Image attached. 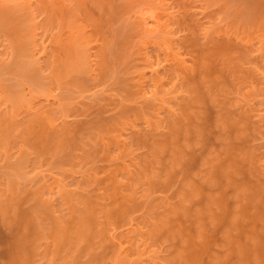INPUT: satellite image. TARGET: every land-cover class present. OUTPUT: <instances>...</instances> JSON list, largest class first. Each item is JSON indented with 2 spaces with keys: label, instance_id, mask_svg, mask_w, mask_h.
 I'll list each match as a JSON object with an SVG mask.
<instances>
[{
  "label": "bare ground",
  "instance_id": "bare-ground-1",
  "mask_svg": "<svg viewBox=\"0 0 264 264\" xmlns=\"http://www.w3.org/2000/svg\"><path fill=\"white\" fill-rule=\"evenodd\" d=\"M33 1V0H32ZM37 1V0H36ZM36 1H35V3L34 2H31L30 0H0V42L2 43L3 42V40H5V44H6V42L8 41V46H6L7 47V50L6 49H4V50H1L0 49V51H2V52H0V82H1V80H5V79H7L8 77H10L11 78V76L12 77H14V75H16V79H17V81L15 82V85H16V83L19 81V79L18 78H20V79H22V80H20V81H30L31 83H33L34 84V86L36 87V88H33V89H35L34 90V92H37V93H39L40 94V92H45L44 94H46L47 92L45 91V90H43V89H46V88H48V86H49V84H52V80H54V79H56V81H54V83L56 84L57 83V81H58V84L59 85H61L60 83L61 82H63V80L65 81V82H63V84H65V86L66 87H64L65 88V91L63 92V90H61L62 91V94L64 93L65 95L67 94V91L69 90V96H67L66 95V97L64 96V94H63V98H64V100H65V98H66V100L64 101L65 103H66V101H68V100H73V99H75L76 97L73 95V93H72V91L74 92V94L75 93H77L78 91H80V92H83V90H85V92H86V89H88V86H90L91 85V83L93 82V81H96L95 80V77H97V80L100 78L102 81H105V79L104 78H109V79H111V81H114L115 82V84L117 85V86H114L115 84H114V82H113V86L115 87V89L113 88L112 90H115L117 93H119V94H117V96H118V101H116V99H115V102L114 101H111L112 100V98H113V95L112 96H108L109 97V100H107V101H109V103L108 102H104V103H102L101 101L103 100V99H108L107 97H100L102 100L101 101H99V99H98V97L96 98V99H98V101L97 100H95V97H96V95H95V97H93L94 98V100L96 101H94V100H92V101H94V103L91 101V103H93V105L91 104V106H90V103H88V105H84L83 107H85L86 106V109L84 110L82 107H80V105H79V107L81 108L80 110H78L77 109V106L75 107L78 111H80V112H78V113H81V112H83V113H85V114H82L81 116L82 117H84V116H88L89 114V112H90V114H92L93 115V110L95 111V109L97 110V113L100 111V113H98V114H101L102 112H104V113H102V116L101 115H97V113H96V111L94 112V115L93 116H95L96 115V117H93L91 120L89 119H87V121H85V123L84 122H82L81 120V124H78L77 122H76V120L74 121L75 123H68V122H64L65 120V116L67 117L68 115H70L69 114V111L71 110V107H73V106H70L69 108L67 107V106H69V105H71V103H73V101L71 100V101H69V102H67L66 103V106L64 107L63 106V108H62V106H59V103H58V107L57 108H55V106L53 107V108H55L54 110H51L50 109V106H49V104L48 105H44L43 107L46 109H44V108H42V107H40V108H38V107H36V105H33L34 107H36L37 109H38V111H36L35 109V111L32 109V108H34V107H32V105H30V103H32L31 102V98H29L30 100L29 101H25V100H23L24 99V97L25 96H23L22 95V93L23 92H18V90L19 91H21L22 90V87H21V82L19 81L17 84L20 86V88H21V90L20 89H18L19 88V86H18V88L16 87V86H11V83H10V86L12 87V91L14 92V96H13V93H12V99L10 98V100H9V97H7V96H10L11 95V87L9 88V90L7 91V93H8V95L6 94V91L3 93V91H1L0 92V151H2V152H4V153H2V154H4L5 155V157L3 158V160L4 159H7V161H4L5 163L4 164H2V167H6V165H7V167H8V169H7V167L5 168V170L3 171V173L4 172H6L5 174H3L2 173V171H0V186H2V188L0 189V218L2 219V224H4L5 226H4V228H5V230H6V233H7V235L4 237V239H2V241L0 240V245L2 246V248H3V250H2V252H3V256H0L1 257V259H2V257H4L5 259H4V261L5 262H3V261H1V259H0V261L4 264H107V261H108V259H109V261L111 262V260L113 261H116L115 259L119 256V255H122L123 253H124V251H125V249H126V251L125 252H129V253H127V255H128V257H126L125 256V254L126 253H124L123 255H122V257L123 256H125L126 258L124 259V260H126L127 258L128 259H130L131 258V255L132 254H134L135 255V257L133 258V256H132V258H133V260L134 259H137L139 256H138V253H140L139 251H140V247H138L136 244L138 243V242H136V241H142L141 240V237L143 238V241H144V239H145V241H144V243L146 242V243H148L149 241L148 240H150V238L152 239V243L154 242V240H156L155 241V243L154 244H150V245H152V247L155 245H158L159 246V244H160V242H161V244H163V243H165V241H166V239H167V233L170 235V239L171 240H169V238H168V242L169 241H175V240H177L176 241V244L178 243V247L177 248H174V249H176L175 251V254L173 253V255L172 254H170V255H168V256H171V257H173V258H171V257H166L165 259H166V261H169L170 259H171V261L170 262H168V264H172L173 262H174V264L176 263V264H194L193 262H192V260L190 261V259H188L187 258V255H188V253H187V251H189L191 248L190 247H192L193 245H195V244H197V245H199V243H203V244H205L204 243V240H205V236L204 235H206L204 232H206V231H204V229H203V227H205V229H207L208 227H206L205 225H207L208 223H209V227H211L212 225H214L213 227L214 228H217L216 227V225H218L217 223L219 222L218 220H217V223H216V225L214 224L215 222H214V220L212 221V225L210 226V224H211V219L213 218V219H219V218H221V216H218V215H220V213L221 214H223V213H225L224 211L226 210L225 208H220V209H225V210H222L221 212H219L220 211V209H219V207L220 206H218V208H217V211L215 210V209H213L214 207L216 208L217 207V205H219L218 204V201H219V199L218 198H220V199H222V197H220L219 196V194L217 193V192H215V191H213V192H215V193H217L218 194V196L219 197H217V195H215V196H213L214 195V193H213V195H211V196H213V197H211V196H207V194H205V193H203L202 191H200V189L198 190V191H200V193L197 195V191H196V187H198L197 185L195 186V182L194 183H192L193 182V180L191 181L190 179L188 180V179H185L184 181H181V185L179 186V189L182 187L183 189L180 191V190H178V191H174V193H177V195H176V197H175V195H174V197L172 196V198H175V199H173L174 200V202L173 201H170L171 200V198H170V200H169V203L167 202L168 200V198H165V200H164V198H162L163 199V201L164 202H167V204L165 203V204H163L164 202L163 201H161V199H159V201H156L155 202V200H154V202L155 203H152V202H150L151 200H153L152 198L153 197H151V199H150V196L149 195H151L152 194V189H151V191H150V189H149V187H151V184H152V182H148V181H150V179L152 180H154L155 181V179H157V177L156 176H158L159 177V175H157V174H161L160 175V177L161 176H163L161 179L163 180L164 178L166 179V180H163V182L164 181H167L168 182V180L169 179H167L171 174H169L168 175V173H169V171L170 172H172V170L171 169H173L174 168V170H175V167L177 166V165H179V161H182V160H184V158L182 157L183 156V154L181 153V152H179V151H181V148H183V147H186V150L184 149V151H187V147H189L188 148V150L190 149V144L191 143H194V145H196V138L197 137H195L194 139H193V137L191 138V142L189 141L190 140V137L189 138H187V137H185V136H190L191 134L189 133V131H190V129L188 128V127H190V125L187 123L188 121H189V123H190V121L191 122H193L192 124H191V127L192 128H195V127H198V126H200V125H197L196 124V122L199 120V118H202L201 116H202V114L200 115V113H198V112H200V111H198L200 108L197 106L196 108H195V110H197V108H199L198 110H197V113H198V115H199V118H197V113L195 112V110H190L189 108H193V106L196 104V99H194V97H197V96H192V92L193 91H191V85H190V83L193 85V83L192 82H190L189 83V81H187V82H185V75L187 74V72H189V71H193V69L195 70V68L196 67H198V68H196V70H198V69H200V68H202L201 66V64H205V60H212L211 59V57H210V55L211 56H214L215 57V55H214V53H216V50L214 49V51L215 52H213V54H211L212 53V51H211V53H210V42H212L213 40H215V39H213V38H216L217 37V35H218V33L220 32V31H222V32H220V34H219V36H223L224 35V33H223V29L221 30V29H219L218 27L215 29V31H214V29H213V31H212V33L210 34L209 32H206V30L204 31L203 29V31L202 32H204L203 34H204V37L208 40V42H209V40H212V41H210L209 43H204L203 45H205V44H207L206 46L207 47H209L208 49H207V47L206 46H204V49H205V51H209V52H206L205 54H206V57L204 58L203 56H205V55H202V56H200V58H201V60H203V61H205V62H203V61H201L200 62V60H199V63H197V60H196V65H198V66H196L195 64V66L196 67H194L193 69L191 68L189 71H187L188 70V68H187V66L185 67H183V62H182V64L183 65H179L176 61H177V59H176V61H175V63L178 65V67L180 66H182L180 69L177 67V65H174L175 67V69L178 71V69L180 70V72L178 71V74H177V72L175 71V70H173V72H175L176 73V77L177 76H180L181 77V80H182V84H181V80H179V78L180 77H177V83L179 82V85H180V87H182V89H180L181 91H183V89H185L184 91H185V93H187L188 92V96H187V98H185L186 100H185V103L188 105L185 109L187 110V108H188V110L186 111L184 108H181L184 112V114H182V115H180V114H176V112L174 111V110H178V109H172L173 111H171V113H167L168 115H169V117H167L166 119L168 120V121H165L164 120V118H162V120H164V125L165 124H167V125H165V126H167L166 127V129L167 130H165L164 129V125H163V129L165 130V132L163 131V129H161V124H163V123H160L158 120H159V115H157L158 114V111L157 112H155V110H157V108H158V110H159V107H160V105L162 106V104H163V98L161 99L160 97H159V95H158V97H159V99H160V101H159V103H157V101H156V99L157 100H159L158 99V97H156V99H155V97H153L152 98V101L153 100H155V101H153V102H156L157 104H158V106H157V104L156 103H154L153 104V102H145V101H143V103H142V101H141V103L143 104L142 106H140V108H138V109H134V108H137V107H139V105L140 104H137L138 106H136V107H134L135 106V102H136V100H134V98H138V96H139V93L141 94V92L142 91H139V92H137L138 93V95H137V93H136V90L137 89H139V88H141V89H143V86L144 85H142L141 84V80L140 79H142V75H141V73H139L141 76H140V78H139V74L137 75L138 76V78H137V80L135 79V81H132V78H129V75H127V73L130 71V69H132L133 67L132 66H130V64H131V62H133V61H131L130 60V63H128L127 64V62H129V61H127L126 60V57L128 58V59H130L129 57L131 56H127L128 54H129V52H128V50L130 49V47H129V45L127 44L128 43V40L126 41V43H124L125 42V40L122 42L120 39V42L121 43H123V45L121 44H118V43H116V44H118V45H120L118 48H117V50H114L115 49V47H114V45H116L115 44V42H117V39L116 38H119V37H121V35L118 37V35L119 34H123L122 33V31L124 30V27H126V30H128L127 28V26L130 24V23H132V22H130V20H129V16H127L128 18H123L122 19V21H124V20H126V21H129V24H128V22L126 23L125 21V23L123 22V24H122V21H118L117 23H116V21H114V23L113 22H111V26H109V22H107V21H105L104 23H106L105 24V27L107 28V29H109V27H110V30H107L109 33H106L107 31H103V24H102V22H103V18H105V17H109L110 18V16L112 15V16H114L115 15V13H114V15L113 14H111V13H109V12H113V10H114V8H113V5H114V2L112 1V2H107V0H38L37 1V3H36ZM40 1V2H39ZM117 1V0H116ZM122 3H128L127 2V0L125 1V0H120ZM120 1H118V3L120 2ZM134 2V1H136V0H131V2ZM138 1H140V0H138ZM142 1V0H141ZM152 1V0H151ZM207 1V0H206ZM213 2H214V0H212ZM219 1V0H218ZM220 1H222V0H220ZM226 1V0H225ZM242 1H244V0H242ZM241 1V2H242ZM256 1H259V0H248V2H247V0H245L244 2L246 3L245 5H246V7H245V9L243 8V3H241L240 2V0H235V2H236V4L235 5H238V3H239V8L241 7V8H243L242 10L243 11H241V9H240V11H239V8H235L234 6H233V8H231V9H226V8H230V7H232V6H230V7H225V9H224V11L223 12H227L226 14L228 15V16H231L230 14H234L236 17L234 18L233 17V19L234 20H232V22H233V24H229V25H232V30H231V26H229L228 27V29L227 30H229V33L231 32V36L235 39H237V40H233V41H238V42H240L241 41V43L243 44V40H245L244 42H246V40L249 42L251 39L252 40H254V39H256V41L257 42H255V43H258V44H260V45H258V46H260L259 47V49H260V52L262 51V53H264V11H261L260 10V8L262 7V3H260L261 1H259V2H256ZM262 1H264V0H262ZM129 2H130V0H129ZM130 2V3H131ZM145 2H147V0L145 1ZM144 2V3H145ZM192 2V1H191ZM234 2V1H233ZM238 2V3H237ZM122 3H120V4H122ZM136 3H137V1H136ZM142 3H143V1H142ZM176 3V2H175ZM259 3H260V5H259ZM119 4V5H120ZM132 4V3H131ZM131 4H125V6H129V7H131L132 8V6H131ZM138 5H139V3H137ZM259 5V6H256V5ZM132 5H134V4H132ZM136 5V4H135ZM184 5V4H183ZM229 5H230V3H229ZM240 5H242V6H240ZM115 6V5H114ZM124 6V7H125ZM185 6V5H184ZM227 6V5H226ZM261 6V7H260ZM134 7V6H133ZM138 7V6H137ZM189 7H191V6H189ZM127 8V7H126ZM136 8V7H135ZM257 8H259V10L260 11H258L257 10ZM115 9H117V8H115ZM120 9L121 8H119L118 10L120 11ZM206 9V8H205ZM262 9H264V7H262ZM93 10L95 11L94 13H96L97 12V15L96 14H92V12H93ZM118 10H116L117 12H119ZM124 9H122V11H123ZM226 10V11H225ZM129 11V10H128ZM130 11H132V10H130ZM129 11V12H130ZM191 11V10H190ZM129 12H127L128 14H129ZM225 13H223L224 15H225ZM229 13V14H228ZM124 14V13H123ZM127 14V15H128ZM117 15V14H116ZM115 15V16H116ZM121 15V14H120ZM120 15H119V17H120ZM192 15V14H191ZM39 16H41V20H38V18L37 17H39ZM227 16V17H228ZM122 17V16H121ZM121 17H120V20H121ZM124 17V16H123ZM226 17V18H227ZM246 18H248V19H246ZM250 18V19H249ZM119 19V18H118ZM117 19V20H118ZM128 19V20H127ZM131 19V18H130ZM173 19V18H172ZM228 19V18H227ZM230 17H229V22H230ZM104 20H106V19H104ZM138 20V19H137ZM111 21H112V18H111ZM172 21V20H171ZM175 21V20H174ZM227 21V20H226ZM86 22L89 26H87L88 28H90V29H87L86 30V25H83L84 23ZM120 22H121V25H120ZM134 22V21H133ZM231 22V23H232ZM187 23V22H186ZM209 23V22H208ZM184 24V23H183ZM220 24V23H219ZM228 24V23H227ZM117 25H119V26H117ZM133 25V24H132ZM131 25V26H132ZM169 25V24H168ZM196 25V24H195ZM215 25V24H214ZM130 26V25H129ZM185 26V25H184ZM199 26V25H198ZM223 26V25H222ZM119 27V28H118ZM120 27H122L121 29H120ZM133 27V26H132ZM136 27H138V26H136ZM204 27V26H203ZM209 27V26H208ZM220 27V26H219ZM38 28H41V30L40 31H43V32H41L44 36H45V38H49V37H51V41H50V39H49V41L48 42H51V46H53L50 50H49V54L50 55H48L47 53V51H46V54L45 55H47V56H50V59H48V63H47V65L44 63L43 65H46V68L48 69H46L47 71H45V69L43 70V67L45 68V66H43V65H41L42 63H40V66L38 65L39 63H37V62H35L34 60H35V58L33 57L32 58V56H35V53H33V52H35L36 51V47H37V45H39L38 43H40V42H38V43H36L37 41H36V39L39 41V39L38 38H36V35H37V33H39L38 31H37V29ZM57 28V29H56ZM118 28V29H117ZM129 28H131V27H129ZM184 28V27H183ZM200 28V27H199ZM211 28H212V25H211ZM213 28H214V26H213ZM55 29L57 30V32L55 31ZM208 29V28H207ZM209 29H210V27H209ZM209 29H208V31H209ZM218 29V30H217ZM116 30H117V32H118V30H120L118 33L116 32ZM125 30V31H126ZM135 30H137V29H135ZM220 30V31H219ZM225 30V29H224ZM54 31V32H53ZM130 31V30H129ZM128 31V32H129ZM234 31V32H233ZM124 32V31H123ZM131 32V31H130ZM129 32V33H130ZM225 32V31H224ZM233 32V33H232ZM49 33V34H48ZM125 33V32H124ZM133 33V32H132ZM166 33V32H165ZM222 33H223V35H222ZM228 36H230V34L226 31L225 32ZM191 34V33H190ZM193 34V33H192ZM202 34V35H203ZM214 34V35H213ZM217 34V35H216ZM225 34V35H226ZM40 35V34H39ZM50 35V36H49ZM100 35H102V37H101V41H102V39L104 38V40L101 42V44L99 45L100 46V49H99V46H97L96 48H95V50L96 51H99V52H96L95 50H93V44H91L88 40H90L89 39V37L91 36V39H92V36L95 38V37H98V36H100ZM131 36H132V34H130ZM134 35V34H133ZM167 35V34H166ZM166 35H164L165 37H166ZM216 35V36H215ZM41 36V35H40ZM129 36V35H128ZM127 36V37H128ZM215 36V37H214ZM230 36V38H232ZM38 37V36H37ZM126 37V35L124 36V38ZM134 37H136V36H134ZM164 37V38H165ZM195 37V36H194ZM193 37V38H194ZM225 37L226 36H224V37H222V39L221 40H226L225 39ZM255 37V38H254ZM41 38V37H40ZM44 38V37H43ZM47 38V39H48ZM181 38V37H180ZM190 38V37H189ZM254 38V39H253ZM122 39H123V37H122ZM126 39H130L131 40V38L130 37H128V38H126ZM182 39V38H181ZM180 39V40H181ZM218 39V38H217ZM93 40H96V38L95 39H93ZM98 40V39H97ZM116 40V41H115ZM134 40H135V38H134ZM163 40V39H162ZM201 40V39H200ZM206 40V41H207ZM228 40V39H227ZM230 40V39H229ZM41 43H43V39L41 38ZM46 41V40H45ZM150 41V40H149ZM164 41V40H163ZM169 41V40H168ZM206 41H204V42H206ZM215 41H217V40H215ZM255 41V40H254ZM254 41H253V43H254ZM47 42V43H48ZM99 42V41H98ZM131 42V41H130ZM130 42H129V44H130ZM135 42H138V41H135ZM141 42V41H140ZM139 42V43H140ZM182 42V41H181ZM185 42H186V40H185ZM190 42V41H189ZM203 42V41H202ZM219 42V41H218ZM217 42V43H218ZM229 42V41H228ZM237 42V43H238ZM247 42V43H248ZM40 43V44H41ZM45 43V42H44ZM90 43V44H89ZM92 43H94V42H92ZM96 43V42H95ZM94 43V45H96ZM132 43V42H131ZM145 43V42H144ZM183 43V42H182ZM187 43V42H186ZM190 43H192V42H190ZM199 43V42H198ZM213 43V42H212ZM215 43V42H214ZM221 43V42H220ZM230 43V42H229ZM228 43V44H229ZM233 43V42H232ZM232 43H231V45H232ZM240 43V44H241ZM251 43V42H250ZM250 43H249V45H250ZM252 43V45H254ZM37 44V45H36ZM128 45V46H124V45ZM137 44V43H136ZM177 44V43H176ZM193 44V43H192ZM216 44V43H215ZM236 44V43H235ZM235 44H233V45H235ZM239 44V45H240ZM245 44V43H244ZM4 45V44H3ZM36 45V47L34 48V46ZM44 45V44H43ZM50 45V44H49ZM89 45V46H88ZM90 45L92 46L91 48H90ZM187 45V44H186ZM189 45V44H188ZM222 45V44H221ZM238 44L236 45V46H234V48L235 47H237L238 48V46H239ZM1 46V45H0ZM183 46V45H182ZM194 46V45H193ZM216 46H217V44H216ZM218 46H220V44H218ZM217 46V47H218ZM224 46V45H223ZM244 46H246V45H244ZM248 46V45H247ZM246 46V47H247ZM257 46V47H258ZM5 47V48H6ZM43 47V46H42ZM192 47V46H191ZM203 47V46H202ZM201 47V48H202ZM229 47V46H228ZM33 48L35 49L34 51H33ZM40 48V47H39ZM48 48V47H47ZM132 48V47H131ZM136 48V47H135ZM140 48V47H139ZM187 48V47H186ZM195 48V47H194ZM199 48H200V46H199ZM222 48H224V50H225V48H227V46L226 47H221V49ZM231 48V47H230ZM233 48V49H234ZM251 48H252V46H251ZM251 48H248V49H251ZM43 49V48H42ZM44 49L46 50V48H45V45H44ZM141 49V48H140ZM173 49V48H172ZM185 49V48H184ZM190 49V48H189ZM203 49V50H204ZM219 49L220 48H218V51H219ZM221 49H220V52H219V54H221ZM232 49V48H231ZM244 50L246 49V48H243ZM253 49V48H252ZM256 49V48H255ZM259 49H258V51H259ZM6 50V51H5ZM45 50H44V53H45ZM92 50L94 51V53H95V55L93 54V52H92ZM136 50V49H135ZM142 50V49H141ZM192 50V49H191ZM198 50V49H197ZM201 50V49H200ZM228 50H229V48H228ZM227 50V51H228ZM236 51H237V49H235ZM240 50V49H239ZM243 50V51H244ZM254 50V49H253ZM257 50V49H256ZM3 51L5 52V53H3ZM157 51V50H156ZM173 51V50H172ZM188 51V50H187ZM190 51V50H189ZM202 51V50H201ZM223 51V50H222ZM232 51H234V50H232ZM231 51V52H232ZM248 52H246V50L244 51L245 52V54H243V55H246V59L248 58V56L250 55H248L247 56V54L246 53H250V51L249 50H247ZM255 51V50H254ZM43 52V51H42ZM128 52V53H127ZM141 52V51H140ZM177 52V51H176ZM175 52V53H176ZM179 52V51H178ZM184 52V51H183ZM223 52H225V51H223ZM230 52V53H231ZM244 52H242V53H244ZM43 53V54H44ZM92 54V56H93V58H97V59H93L94 61H96L97 60V62L95 63L93 60H91L90 59V56H91V54ZM143 53V52H142ZM209 53V54H208ZM218 53V52H217ZM216 53V54H217ZM230 53H228V54H224V53H222V56L221 55H218L217 56V59H218V57H220L219 58V60L221 61H223V63H224V66L223 67H228V69H230V71H228V72H230V74H232V78H228V80H233V82H234V84H232L233 86H235V88H236V91H235V93L234 92H231V91H234V90H231L230 88H228L229 90H227L226 91V87H225V85H224V88L225 89H223V87L222 86H220V87H216L217 89V91L220 93V97H225L227 94H232L233 96H235L234 98L232 97L231 98V96H230V94L229 95H227L225 98L226 99H229L230 100V102H232L234 99H237L238 100V97H239V95L240 94H242L241 96H243V93H244V91H240V89L241 90H243L242 89V86L243 87H245V85H251L252 83H250V82H248L247 80H249V79H247V78H245L246 76H244V74H247V73H249V75L251 76H249L250 78H252V76H253V78H255L256 79V77L257 76H259L260 74H261V72H257V68H256V66L255 65H257V66H259V67H264V65H259L258 63H260L259 61H261V60H257L256 59V57H255V52H254V54H253V56L255 57V59L258 61V63L257 64H253V63H256L255 61V59H254V62H253V59H249L251 56H249V58L247 59L248 61H247V63H250V64H248V66L249 65H254L253 66V68L254 69H250V66L249 67H247L246 69H245V67L243 68V66L242 65H247V64H245L246 62H244L243 60H246V59H242V58H245V56L244 57H242V58H240L239 56L237 57L236 56V54H230ZM239 53V52H238ZM241 53V52H240ZM251 53H252V51H251ZM262 53H261V55H262ZM34 54V55H33ZM127 54V55H126ZM172 54V53H171ZM177 54V53H176ZM190 54H191V52H190ZM192 54H193V52H192ZM259 54V53H258ZM257 54V55H258ZM44 55V58L45 57H47V56H45ZM209 55V56H208ZM237 55H239V54H237ZM241 55V54H240ZM256 55V56H257ZM91 56V57H92ZM132 56H134V55H132ZM145 56V55H144ZM159 56V55H158ZM173 56H175V54L173 55ZM172 56V57H173ZM180 56V55H179ZM194 56V55H193ZM43 57V56H42ZM168 57V56H167ZM177 57V56H176ZM175 57V58H176ZM208 57V58H207ZM253 57V58H254ZM258 57V56H257ZM40 58V57H39ZM174 58V59H175ZM252 58V57H251ZM260 58V57H259ZM262 58V57H261ZM34 59V60H33ZM46 59V58H45ZM44 59V61L45 62H47L46 60ZM192 59V58H191ZM198 59V58H197ZM205 59V60H204ZM216 59V60H217ZM38 60V59H37ZM90 60V61H89ZM146 61H147V59H145ZM210 60H209V62H210ZM214 60V59H213ZM215 60V62H217ZM249 60H250V62H249ZM252 60V61H251ZM44 61H42V62H44ZM92 61L95 63V65L92 63ZM136 61H137V59H136ZM143 61V60H142ZM167 61V60H166ZM174 61V60H173ZM186 61V60H185ZM262 61H264V59H262ZM261 61V62H262ZM39 62V61H38ZM91 62V63H90ZM135 62V61H134ZM149 62V61H148ZM168 62V61H167ZM179 62V61H178ZM203 62V63H202ZM208 62V63H209ZM253 62V63H252ZM160 63V62H159ZM207 63V62H206ZM220 63V62H219ZM262 63H264V62H262ZM94 65V66H92V65ZM120 64V65H119ZM135 64V63H134ZM143 64V63H142ZM181 64V63H180ZM203 64V65H204ZM118 65H119V67H118ZM123 65V68H124V66H126L122 71H123V73H121L120 72V74L118 73V72H115L117 69V67H118V69H120L121 67L120 66H122ZM127 65H128V67L130 66L131 68L130 69H127L128 67H127ZM136 65V64H135ZM193 65V66H194ZM199 65H201V66H199ZM209 65L211 66V64L209 63ZM41 66H43V67H41ZM140 66V65H139ZM150 66V65H149ZM172 66V65H171ZM205 66V65H204ZM141 67H143V66H141ZM147 67V66H146ZM206 67V66H205ZM230 67V68H229ZM231 67H232V69L233 68H235L236 70H234L233 69V72H232V70H231ZM258 67V69H260ZM221 68V67H220ZM219 68V69H220ZM240 68H243V70L242 71H245V70H247V73H246V71H245V73L242 75V71L240 70ZM252 68V67H251ZM125 69H127V71L125 70ZM134 69H136V68H134ZM144 69V68H143ZM207 70H208V68H206ZM223 69V68H222ZM227 69V70H228ZM250 69V70H249ZM262 69H264V68H261V70H259V71H262ZM44 72V73H42V71ZM139 70V69H138ZM196 70L194 71V72H196ZM224 70V69H223ZM226 69H225V72L227 71ZM118 71H120V70H118ZM125 71H126V73H125ZM171 71V70H170ZM187 71V72H186ZM199 71H201V69L200 70H198V72ZM236 71V72H235ZM47 72V73H46ZM132 72V71H131ZM134 72H136V71H134L133 70V73ZM140 72V71H139ZM158 72V71H157ZM169 72V71H168ZM172 72V71H171ZM186 72V73H185ZM194 72H191V73H193L194 74ZM211 72V71H210ZM255 72H257V73H255ZM46 73V75H44ZM116 73H117V75L119 76H117L116 75ZM125 73V74H124ZM133 73H131V74H133ZM137 73H138V71H137ZM175 73H173V75L175 74ZM209 73V72H208ZM221 73V72H220ZM227 73V72H226ZM225 73V74H226ZM234 73V74H233ZM260 73V74H259ZM124 76H123V75ZM164 74V73H163ZM189 74V73H188ZM199 75L201 74V75H203L202 74V72H199L198 73ZM229 74V75H230ZM255 74V75H254ZM257 74V75H256ZM9 75V76H8ZM11 75V76H10ZM122 75V76H121ZM156 75V74H155ZM172 75V74H171ZM196 75V74H195ZM208 75V74H207ZM207 75H204L205 77H203V76H200V77H202L201 79V81L202 82H204L203 84H205V85H207V84H209L210 85V77L207 79ZM210 75V74H209ZM208 75V76H209ZM217 75V74H216ZM221 75V74H220ZM227 76H229L228 75V73L226 74ZM5 76H8L7 78H5ZM117 76V77H116ZM133 76V75H132ZM136 75H135V77H137ZM164 76V75H163ZM187 76V75H186ZM197 76V75H196ZM195 76V77H196ZM248 76V75H247ZM255 76V77H254ZM18 77V78H17ZM134 77V78H135ZM155 77V76H154ZM188 77V76H187ZM186 77V78H187ZM198 77V76H197ZM215 77V76H214ZM217 77H218V75H217ZM220 77V76H219ZM230 77V76H229ZM261 77V76H260ZM103 78V79H102ZM145 78V77H144ZM156 78V77H155ZM159 75L157 76V78L156 79H154L153 78V83H151V84H154V88H155V86H157L160 82L162 83L163 81H161V80H159ZM164 78V77H163ZM173 78V77H172ZM174 78H175V76H174ZM188 78H190V77H188ZM223 78V77H222ZM251 79V81L253 80V82H255V86H251L253 89H254V87H256V86H258V88L260 87L259 85H262L261 87H260V89H262L261 91H264V88H262V87H264V84H262V83H264V80H262V78H261V80H262V82L261 83H257L256 81H257V79H256V81H255V79ZM9 79V78H8ZM108 79V80H109ZM171 79V78H170ZM169 79V80H170ZM176 79V78H175ZM174 79V80H175ZM191 79H193V78H191ZM220 79H221V77H220ZM14 80H15V78H14ZM62 80V81H61ZM140 80V81H139ZM143 81H146L145 79H142ZM172 80V79H171ZM173 80V81H174ZM198 80H199V78H198ZM212 80V79H211ZM10 81H13V80H10ZM60 81V82H59ZM107 81V80H106ZM130 81H132V82H130ZM165 81V80H164ZM168 81V80H167ZM173 81H171V82H173ZM194 81V80H193ZM195 81H197V80H195ZM215 81H218V80H215ZM250 81V80H249ZM3 82V81H2ZM14 82V81H13ZM27 82V83H28ZM29 82V83H30ZM51 82V83H50ZM152 82V81H151ZM176 82V81H175ZM212 82V81H211ZM213 82H214V80H213ZM226 82V81H225ZM248 82V83H247ZM259 82V81H258ZM4 83V82H3ZM3 83H1L0 85H1V87L3 86V85H5V84H3ZM53 83V85H55ZM95 83V82H94ZM107 83H110V80L109 81H107ZM148 83V82H147ZM197 83H199V81L197 82ZM215 83V82H214ZM231 83H232V81H231ZM250 83V84H249ZM3 84V85H2ZM33 84H31L32 86L31 87H34L33 86ZM57 84V86H59ZM100 84V83H99ZM112 84V83H111ZM145 84V83H144ZM196 84V83H195ZM211 84H213V83H211ZM222 84V83H221ZM225 84H227V83H225ZM252 84V85H253ZM259 84V85H258ZM13 85H14V83H13ZM29 85V84H28ZM52 85V86H53ZM141 85H142V87H141ZM174 85V84H173ZM171 86V88H172V90L175 88V86ZM199 85V84H198ZM202 85V84H201ZM200 85V86H201ZM204 85V86H205ZM63 86L64 85H62V86H59L58 88H60L61 87V89H63ZM113 86H111V87H113ZM151 86V85H150ZM159 87H160V84L158 85ZM157 86V87H158ZM161 86H162V84H161ZM214 86V85H213ZM0 87V88H1ZM14 87H16L14 90H13V88ZM49 87H51V86H49ZM116 87H118L117 89H116ZM147 87V86H146ZM149 87V86H148ZM174 87V88H173ZM178 87V86H177ZM203 87V86H202ZM6 88V87H5ZM4 88V89H5ZM51 88H53V87H51ZM51 88H50V91H51ZM90 89H92L91 87H89ZM106 88V87H105ZM162 88V87H161ZM194 88H195V86H194ZM204 88V87H203ZM209 88H211V87H209ZM246 89H247V86L245 87ZM249 88L250 87H248V90H249ZM252 88H251V92L250 93H253V96H254V92H256V90L254 91V90H252ZM258 88L256 87V89H257V91H258ZM8 89V88H7ZM6 89V90H7ZM18 89V90H17ZM39 89H42L41 91L39 90ZM68 89V90H67ZM89 89V90H90ZM101 89V88H100ZM140 89V90H141ZM145 89V88H144ZM144 89H143V91H144ZM151 89V88H150ZM156 89V88H155ZM37 90V91H36ZM38 90L40 91V92H38ZM53 90V89H52ZM67 90V91H66ZM71 90V91H70ZM104 90V89H103ZM158 90V89H157ZM157 90H156V92L155 93H157ZM212 89H208V91H209V93L211 94L210 95V97H212V95H213V92L215 93H218L217 91H215V90H212ZM231 90V91H230ZM245 90V89H244ZM248 90H246V91H248ZM76 91V92H75ZM145 91H147V89L145 90ZM165 91V90H164ZM206 91V90H205ZM204 91V92H205ZM253 91V92H252ZM10 92V93H9ZM70 92H71V95H73V96H70ZM166 92V91H165ZM170 92H172V91H170ZM169 92V93H170ZM180 92V91H179ZM240 92V93H239ZM258 92H260V90L258 91ZM49 93V92H48ZM95 93V92H94ZM111 93V92H110ZM109 93V94H110ZM159 93V92H158ZM181 93V92H180ZM221 93H223L222 95L223 96H221ZM249 93V92H248ZM262 93H264V92H262ZM43 94V93H42ZM60 94V93H59ZM58 94V95H59ZM97 94H99V93H97ZM102 94H104V93H102ZM102 94H101V96H102ZM113 94H115V92L113 93ZM142 94H144L143 92H142ZM153 94H154V92H153ZM179 94V93H178ZM178 94H176L175 96H174V101L173 102H175L176 101V98L178 97V96H180V94L178 95ZM181 94H183V95H185L184 94V92L183 93H181ZM200 94V93H199ZM203 94V93H202ZM206 94V93H205ZM204 94V95H205ZM237 94H238V97H237ZM246 93H244V96L243 97H241V99L243 100L244 99V97L246 96V95H248V94H246ZM61 95V94H60ZM60 95H59V97H60ZM77 95V94H76ZM80 95V94H79ZM137 95V96H136ZM162 95V94H161ZM195 95V94H194ZM201 95V94H200ZM225 95V96H224ZM250 95V94H249ZM252 95V94H251ZM248 96V97H246V98H248V101L247 102H249L250 100H251V102L253 101V96ZM262 95V94H261ZM21 96H23V97H21ZM90 96V95H89ZM152 96V95H151ZM169 96V95H168ZM203 96V95H202ZM214 96V100H213V103H215V102H218L216 99H217V97H218V95H213ZM216 96V97H215ZM230 96V98H228ZM259 96V95H258ZM257 96V97H258ZM62 97V96H61ZM60 97V98H61ZM68 97V98H67ZM71 99H70V98ZM110 97H112L111 99H110ZM140 97V96H139ZM142 97V96H141ZM140 97V98H141ZM204 97H206V96H204ZM249 97H252V98H250V100H249ZM255 97H256V95H255ZM255 97H254V100H258V98L256 97V99H255ZM225 98H223V100L225 99ZM168 99V98H167ZM172 99V98H171ZM171 99H170V103H172L171 102ZM178 99H180V98H178ZM211 99H213V97L211 98ZM28 100V99H27ZM59 100V99H58ZM61 100H63L62 98L60 99V101ZM139 100V99H138ZM142 100V99H141ZM181 100H182V97H181ZM216 100V101H215ZM233 101V103L235 104L236 102H238V104H236L237 105V107L236 108H238V106L241 104V102H240V97H239V100L238 101ZM257 100L255 101V102H257ZM4 101H6V102H8V106L10 105V110H8V107H7V105H6V103L4 102ZM33 101H34V99H33ZM106 101V100H105ZM164 101H166V99H164ZM225 101V100H224ZM228 101V100H227ZM9 102H10V104H9ZM59 102V101H58ZM62 102V101H61ZM60 102V103H61ZM134 102V103H133ZM140 102V101H139ZM169 102V100H167V103ZM178 103L177 104H175V106L176 105H178L179 104V102L180 101H177ZM240 102V103H239ZM251 102H249V103H251ZM2 103H5V104H2ZM35 103V102H34ZM64 103V104H65ZM69 103V104H68ZM80 103V102H79ZM115 103V104H114ZM167 103L166 102H164V104H163V107L165 106V105H167ZM176 103V102H175ZM195 103V104H194ZM199 103V102H198ZM224 103V102H223ZM226 104H227V102H225ZM228 103H229V101H228ZM242 103H244V106H243V108L246 106H248L249 105V103H246L245 102V99H244V102L242 101ZM254 103V102H253ZM253 103H251L252 105H249V107L251 106V109L250 108H246V114H243L244 112H245V108L244 109H242L240 106H239V110H243V112L241 111H238V112H236V113H239V117L243 114V116L245 117V115H247L248 113V115L249 116H251L250 118H252L253 117V114H254V116L256 117L257 115H258V112H255V111H257L258 110V107L257 106H260V105H257L256 103H255V105H257L256 106V109H255V106H253ZM257 103H259V102H257ZM2 104V105H1ZM36 104H38L37 102H36ZM40 104V103H39ZM76 104H78V101H77V103ZM81 104V103H80ZM86 104V103H85ZM106 104H107V106H108V108L109 107H111V106H113L110 110H109V115H108V108L106 107ZM131 104H133L132 106H133V108L130 106ZM181 104V103H180ZM186 104H184L185 106H186ZM194 104V105H193ZM216 104V103H215ZM215 104H214V106H215ZM234 104H230V106H232V107H234L235 108V105ZM248 104V105H247ZM4 105H6L4 108L6 109V107H7V109H6V111L4 110V108H2L1 106H4ZM41 105V104H40ZM61 105V104H60ZM73 105H74V103H73ZM82 105V104H81ZM191 105H193L192 107H191ZM197 105V104H196ZM204 105V104H203ZM203 105H202V107H203ZM234 105V106H233ZM39 106V105H38ZM47 106V107H46ZM57 106V105H56ZM155 106V107H154ZM180 106V105H179ZM178 106V107H179ZM190 106V107H189ZM217 106V105H216ZM220 106H221V104H220ZM224 106V105H223ZM48 107H49V109H48ZM68 109H67V108ZM104 107H106L107 108V110L104 108ZM157 107V108H156ZM169 107V106H168ZM252 107L254 108V113L252 112ZM25 108V112H27V110H28V112H27V114H25V112L23 111V109ZM66 108V109H65ZM90 108V110L88 111V109ZM95 108V109H94ZM133 110H132V109ZM162 108V107H161ZM193 108V109H194ZM3 109V110H2ZM30 109H32V110H30ZM76 109H73L72 111H70V112H72V113H74L75 115L76 114H78L77 113V110ZM83 109V110H82ZM91 109H93L92 111H91ZM107 111H105V110ZM163 109V108H162ZM166 109V108H165ZM233 109V108H232ZM248 109H250L251 110V112H250V110H248ZM21 110L24 112V114H23V112H21ZM74 110H76V111H74ZM82 110V111H81ZM101 110H102V112H101ZM171 110V109H170ZM218 110V109H217ZM216 110V111H217ZM226 110V109H225ZM224 110V111H225ZM235 110V109H234ZM29 111H30V113H29ZM31 111H32V113H31ZM34 111V112H33ZM74 111V112H73ZM162 111V110H161ZM179 111H180V107H179ZM186 111V112H185ZM235 111H237V110H235ZM247 111H249V112H247ZM20 112H21V114H23V116H25L24 118H19L18 117V115L19 116H21L20 115ZM130 112V113H129ZM132 112V113H131ZM174 113V115H173V113ZM219 113L221 112L220 110L218 111ZM228 113H229V111H227ZM106 113H107V116H110V114H111V116L110 117H105L106 116ZM157 113V114H156ZM179 113V112H178ZM181 113H182V111H181ZM235 113V114H236ZM242 113V114H241ZM250 113H252V115H250ZM255 113L257 114V115H255ZM73 114V115H74ZM103 114H105V115H103ZM129 114L131 115L132 114V116H134V118L133 119H135V120H133L132 118H130L129 117V119H131V120H129V119H127L128 117L127 116H129ZM155 114V115H154ZM160 114V113H159ZM221 114V113H220ZM260 114V113H259ZM72 115V116H73ZM75 115L73 116V117H75ZM84 115V116H83ZM147 115H149V117L150 116H154V117H148V119H147ZM172 115V116H171ZM176 115H178V116H176ZM204 115H205V113H204ZM217 115V114H216ZM225 114H222V116H224ZM232 116H235V115H233V113L231 114ZM247 115V116H248ZM22 116V117H23ZM71 116V115H70ZM69 116V117H70ZM77 116V115H76ZM80 116V117H81ZM86 116V117H87ZM90 116V115H89ZM155 116H156V119L158 118V120H155L154 118H155ZM158 116V117H157ZM171 116V117H170ZM174 116V117H173ZM215 116V115H214ZM218 116H220V115H218ZM217 116V117H218ZM221 116V117H222ZM226 116H228L229 118H226L225 116L224 117H222V118H224V119H220V118H215L216 119V121H218V120H220V122H222V124H223V122H224V120L226 121V123L228 122V121H230V122H228V124H229V126H231V125H236L238 128L242 125V122L244 121V120H241L240 122H239V118L237 117H234V118H236V119H234V118H232L231 116H230V114L229 115H226ZM237 116V115H236ZM259 116V115H258ZM62 117H64L63 118V120H61V125L60 124H58L57 123V118L59 119V118H62ZM91 117V116H90ZM97 117H99V118H97ZM100 117H102V118H104V119H102V118H100ZM161 117V116H160ZM187 117H189V118H187ZM231 117V118H230ZM243 117V118H244ZM192 118V119H191ZM227 120H226V119ZM241 118V117H240ZM246 118L247 117H245L244 119H245V121L244 122H246L247 123V120H248V123L250 122L249 120H251V119H249V117H248V119L246 120ZM254 118V117H253ZM260 118H261V116H260ZM21 119V120H20ZM22 119H23V121H22ZM72 119H74V118H72ZM77 119V118H76ZM82 120L83 119H85V118H81ZM139 119V121L141 120V119H143V121H144V123L146 122V128H145V130L143 129V131H146L147 130V123H148V126H149V128L151 129V132H150V129L148 130V132H142L141 130V133H140V131H137L135 134L137 135L138 133H139V135L138 136H135V138H134V136H131L132 137V139H133V141L135 140V142H133V141H131L132 139H128L129 140V142L130 143H132V144H130L129 142L127 143V140L126 139H124L125 141L124 142H119V139H121V138H116V133H114V132H116L117 131V133H121L122 131L121 130H123V129H125L128 125H130V126H128V127H131V124H130V121H132V122H136L137 123V120ZM153 119H154V121H153ZM187 119V120H186ZM189 119V120H188ZM196 119H197V121H196ZM257 118H255V120H256ZM60 120V119H59ZM253 120V119H252ZM251 120V121H252ZM255 120H254V122H255ZM63 121V122H62ZM71 121V120H70ZM129 121V122H128ZM142 121V122H143ZM160 121H161V119H160ZM257 121V120H256ZM259 122H262V121H264V117H262V120H258ZM161 122H163V121H161ZM128 123V124H127ZM136 123H133V124H135V126H136ZM198 123V122H197ZM217 123H219V122H217ZM217 123H215V124H217ZM225 123V122H224ZM231 123H233V124H231ZM235 123V124H234ZM237 123V124H236ZM238 123L239 124H241V125H239L238 126ZM246 123H244L243 124V128H242V126H241V128L243 129H241V130H237V129H235V131L237 130V132L238 133H236V136H235V138L237 137V136H239L240 137V133H239V131H241V133H242V131H244V130H246L247 129V126H246ZM123 124H125L126 126H125V128H123L124 127V125ZM196 126H195V125ZM203 124V123H202ZM209 124V123H208ZM221 123H219V124H217L216 126H218V125H222ZM231 124V125H230ZM251 124V123H250ZM253 124H255V123H253L252 122V125ZM261 124V125H260ZM259 125L260 126H264V125H262V124H264V122H262V123H260ZM194 125V126H193ZM226 125L227 124H223V126H224V128H222V127H220V129H221V132L223 131V130H225V128H226ZM227 127L228 128V130H229V128L230 127ZM256 128H257V122H256ZM123 129H122V128ZM201 127V126H200ZM236 127V128H237ZM246 127V128H245ZM132 128H133V126H132ZM131 128V129H132ZM135 128V127H134ZM188 128V129H187ZM199 128V127H198ZM217 128H219V127H217ZM255 128V129H256ZM119 129H120V131H119ZM197 128H195V130H196ZM254 129V130H255ZM175 130H178V131H175ZM187 130H189L188 131V135H187ZM198 130V129H197ZM217 130V129H216ZM232 130V129H231ZM248 130V129H247ZM252 130V129H251ZM131 131V130H130ZM164 133H163V132ZM180 131H182V133H181V135L179 134V136H181V139H182V134L184 135V137H183V139L185 140V138H186V140L184 141V140H182L181 141V139L180 140H178V138L176 139V137H178L177 135L178 134H176L177 132H179L180 133ZM201 130H199V132H200ZM204 131V130H203ZM220 131V130H219ZM226 131V130H225ZM224 131V132H225ZM124 132V131H123ZM122 132V133H123ZM163 134H162V133ZM191 132H192V130H191ZM193 132H194V129H193ZM197 132V133H196ZM195 132V135L194 136H200L198 133V131H196ZM202 132V131H201ZM226 132H228V131H226ZM247 132V131H246ZM249 132V131H248ZM133 133V132H132ZM186 133V134H185ZM235 133V132H234ZM134 134V133H133ZM175 134H176V136H175ZM190 134V135H189ZM194 134V133H193ZM243 134L244 135H247V133H244L243 132ZM242 134V135H243ZM120 135V134H119ZM118 134H117V136H119ZM128 135V134H127ZM131 135V134H130ZM224 135H226V134H224ZM241 136V138H239V137H237V139L238 140H243V138L242 137H245V136ZM175 136V139L176 140H178L177 142H179V143H176V145H174V143L176 142V140H175V142H174V137ZM202 136V135H201ZM220 136V135H219ZM221 136H222V134H221ZM227 137H225V136H222L221 138L224 140L225 138H228V135H226ZM231 136V135H230ZM229 136V137H230ZM130 137V136H129ZM161 137V138H160ZM204 137V136H203ZM247 137V136H246ZM201 138V137H200ZM218 139H220V140H222L220 137H217ZM117 139H118V141H117ZM163 139L164 140H166V142H164L163 141ZM172 139H173V141H172ZM231 139V138H230ZM230 139H228V140H226V141H223V143H222V141H221V143L223 144V146H222V144H221V148L222 149H224V150H226L227 148L226 147H224L225 145H224V143L226 144V146H229L228 145V141H230ZM237 139H235V140H237ZM160 140H162V141H160ZM237 140V141H238ZM245 140V139H244ZM123 141V140H122ZM137 141H139L138 142V144H140V142H141V144L143 143V145L144 144H146V146L148 145V149L150 150L149 152L147 151V152H145V154H144V157L145 158H147L145 161H144V159H143V156H142V159H143V161H142V159H141V161H140V156H137L136 157V159L138 160V158H139V165L138 166H136L137 164H138V162H135V163H132V161L130 162V160H127V159H125V157H127V156H129L130 154H131V152H134L135 153V151H137V149L135 150V147L133 146V144L134 143H137ZM168 141V142H167ZM197 141H198V138H197ZM199 141H200V139H199ZM146 142V143H145ZM164 144L163 146H162V143ZM171 142V143H170ZM182 142V143H181ZM227 142V143H226ZM180 143L183 145L182 147L181 146H178V144L180 145ZM198 144H199V142H197ZM169 144V146H171L170 144H172V148L170 147V149H168L169 147L167 146ZM241 144V143H240ZM239 144V145H240ZM143 145H140V147H139V145H137V147L136 148H138L139 147V149L140 148H146V147H144ZM192 145V144H191ZM193 145V146H194ZM245 145H246V143H245ZM110 146H112L113 148L115 147V149H113V151L111 150V152H112V155L110 154L111 152H110ZM142 146V147H141ZM165 146V147H164ZM220 146V145H219ZM134 147V148H133ZM164 147V148H163ZM167 147V148H166ZM196 148H198L199 149V147H197V146H195ZM224 147V148H223ZM245 146H243V148H244ZM12 148H17L16 149V151L14 150V149H12ZM202 148V147H201ZM220 148V149H221ZM230 148V147H229ZM232 148V147H231ZM249 148V147H248ZM248 148H246L247 149V151L250 153V154H253L254 155V153H255V151H257L256 149L255 150H253L252 149V147L251 148H249V149H251V151L253 150V152L251 153L249 150H248ZM10 149V150H9ZM167 149V151H168V156L165 158L166 160H167V158H168V162L164 159V161L165 162H161L162 161V155L163 154H165V153H163L165 150ZM234 149V148H233ZM246 149H244V150H246ZM10 152H9V151ZM15 151L14 152V156H12L13 155V151ZM18 150V151H17ZM117 150L118 152H115V151ZM135 150V151H134ZM145 150H147V148L145 149ZM223 150V151H224ZM227 150H230V149H227ZM240 150V152H242V154L240 155V152H239V154H238V152H235V153H233L232 154V158H233V156L235 155V158H237L236 160L237 161H239V157L240 156H242V157H240L241 158V162L239 161V163L237 162H231V161H229V163H228V161L225 163V164H227L226 165V167H225V165H224V167L223 166H221V169L219 170L220 172H219V174L222 172L221 170H223V168L225 169L224 171H225V173H226V176H225V178L227 179V175H229V174H232L233 173V170L235 169L236 170V166H237V164H239V166H240V163H247L246 165L247 166H244V164H241V165H243V167H245L244 169L241 167V169H243V171H245V169H251L250 167L251 166H248L249 165V163H250V165L251 164H253L252 165V167L253 168H255V170L257 169L258 170V176L260 177V174H259V172H264V170H262L260 167H261V165H264V163H262V161H261V159H260V161L258 160V159H256V160H258L260 163H257V161L255 160V158H256V156L257 155H254V157H253V155L251 156L250 154H248V152H246V153H244L243 151L244 150H242V149H238V151ZM166 151V152H167ZM179 153H178V152ZM192 151V150H191ZM237 151V150H236ZM115 152V153H114ZM162 152V153H161ZM171 154H170V153ZM211 152V151H210ZM217 153V155L216 156H212V155H214V154H212V153ZM215 152H213L212 151V153H211V158H215L214 160H216V157H217V159L219 158V160L220 159H222L221 157H223L224 155H222V151L221 150H219V151H215ZM220 152V153H219ZM222 152V153H221ZM225 152V151H224ZM228 152V151H227ZM6 153V154H5ZM8 153V154H7ZM10 153H12L11 154V156L12 157H14L13 159H11L10 160ZM146 153H148V156L146 155ZM215 153V154H216ZM229 153H230V151H229ZM1 154V152H0V155H2ZM114 154V155H113ZM162 154V155H161ZM179 154H181V155H179ZM4 155H2V156H4ZM134 155V154H133ZM136 155V154H135ZM134 155V156H135ZM169 155H170V157H169ZM179 155V156H178ZM220 155V156H219ZM222 155V156H221ZM226 155H227V153H226ZM2 156H0V157H2ZM7 156H9L8 158H7ZM102 157V159H101V157ZM131 157H129V158H131L132 159V154L130 155ZM180 156H181V160H179V158H180ZM219 156V157H218ZM237 156V157H236ZM159 157H161V158H159ZM209 157V156H208ZM207 157V158H208ZM252 157V158H251ZM98 158V159H97ZM104 158L108 161V163L111 161H113L112 163L113 164H115L116 166H117V163H119V164H121L123 161H120L119 159H121V160H123V158L126 160V162L124 161L122 164H123V166H124V168H123V166L122 165H119L118 164V166H120V167H118V168H120V169H125V171H123V173L125 172V174H126V172H127V176L126 177H128V178H124V176H122V174H120L124 179H121L120 180V182L122 181V180H128V183L126 182V181H123L124 183L122 184V182L120 183L119 181H118V179L120 178H118L117 176H119L118 174L116 175V170H118V171H120L119 169H116L117 167L114 165V167H115V169L114 170H110V169H112L111 167H112V165L113 164H111V165H109V167H107L108 166V163H107V165H106V167L107 168H109L108 170H101V168L100 169H95V167L97 166L98 167V164H97V162L96 161H98V160H100L101 162H104ZM170 158V159H169ZM211 158H209L210 159V161H208V159L206 160H204V162L205 161H207V162H209V163H211V161H212V163L211 164H213L215 161L213 160V159H211ZM226 158V157H225ZM231 158V159H232ZM249 159L248 161H247V159ZM97 159V160H96ZM133 159H134V157H133ZM135 159V160H136ZM159 159H161L160 160V162L158 161ZM203 159H204V157H203ZM242 159H246V161H243L242 162ZM254 159V160H253ZM105 160V161H106ZM119 162H118V161ZM134 160V161H135ZM136 160V161H137ZM201 160V159H200ZM234 159H232V161H233ZM1 161V160H0ZM127 161H129L131 164H134L135 165V167L133 168V169H137L138 171L139 170H141L142 172H140L139 173V175H137L138 174V172H135L136 174L135 175H137V176H135L134 174L131 176V174H132V172H130V170L129 169H131L130 167L132 166L133 167V165H131V164H129L130 165V167L127 165L128 163H127ZM217 162H216V164L214 163L213 165V169H215V168H217L218 166H217V164H219V162L221 161H219L218 162V160H216ZM254 161H256V163L257 164H259V165H255V162ZM110 162V163H111ZM114 162H116V163H114ZM140 162H142L143 163V165L145 164V165H147L148 164V166L150 167H147V166H145L144 165V168H143V165H141L142 166V168L144 169V170H142V168H137V167H140ZM160 163V165H159V168H157L158 170L160 169V166H161V164H163V163H165L164 165H166L167 163V165L166 166H163V170H162V172L159 170H156V168H155V165H156V163ZM167 162V163H166ZM207 162H205V164L203 163V166L205 165L206 167H207V165H206V163ZM231 162V163H230ZM252 162V163H251ZM254 162V163H253ZM94 163H96L95 165H94ZM109 163V164H110ZM126 163V164H125ZM137 163V164H136ZM141 163V164H142ZM208 163V164H209ZM232 163H234V164H232ZM229 164H230V166H229ZM261 164V165H260ZM99 165H102V164H99ZM215 165H216V167H215ZM231 165H235V166H233L234 167V169H233V167L231 166ZM12 167L11 168V170H12V173H10V167ZM122 166V167H121ZM126 166V167H125ZM209 166V168H211L210 167V165H208ZM227 166H229V168L227 169ZM259 166V167H258ZM0 167H1V165H0ZM28 167V169H26ZM33 168L34 170H35V168H39V171L41 170V171H43V169H46V170H48L49 171V169L50 168H56V169H59V170H56V171H58V172H60V178H59V176H57V180L59 181H57V183L53 180L52 182H55L56 184H57V189H56V191H57V193H55L56 191L55 190H53V191H55L54 193H55V195L57 196H55L57 199V203L55 204L56 205V207L58 206V208H55V206H54V204L53 203H55L56 202V200L55 199H53L52 198V196L50 197V195L49 194H52L53 193V191L51 190V188H50V186L52 187V188H54L55 186H56V184L54 185V183H51V185H49L50 184V182H47L46 183V181H48L47 179H46V181H45V179H44V175L43 174H40V172L38 171V172H36L35 174H33L34 176H33V178H32V176H31V173L32 172H35V171H31L30 169L31 168ZM42 167H43V169H42ZM45 167H47V168H49V169H47V168H45ZM103 167H105V166H103ZM127 167H128V169H127ZM145 167H147V168H145ZM168 168V169H166L165 170V168ZM178 167H181V163H180V165L178 166ZM215 167V168H214ZM223 167V168H222ZM236 167V168H235ZM262 167H264V166H262ZM77 168H79L78 170H76ZM162 168V167H161ZM209 168H206V169H208V170H206L205 169V171H202V172H204V173H202L203 174V176H198L200 179H199V183L200 182H204V183H201V185H209L210 186V184L211 185H214V184H216V182H214L213 180H215V179H212L213 178V175H214V178L216 177V179H217V177L219 176H215V173H213V175H212V172H214V170L212 169L211 171L209 170ZM25 169L27 170V171H29V173H30V171H31V173H30V175H27V174H25V172L27 173V171H25ZM37 169H36V171H37ZM106 169V168H105ZM127 169V170H126ZM146 169V170H145ZM218 169H219V167H218ZM248 169H247V171H248ZM8 170H9V172H8ZM80 170V171H79ZM96 170V171H95ZM99 170H101V171H104V175H105V173H107L106 175L107 176H104V177H106L105 178V180L107 181V184H108V186L109 187H107L106 185V181H104L103 179V181L105 182V184L106 185H104L105 187H107V188H105V187H103V185H102V183H101V185L100 184H97L98 182H100V179L102 178L101 176L99 177V178H97L98 176H97V172ZM129 170V171H128ZM165 170V171H164ZM176 170H177V168H176ZM176 170H175V172H176ZM178 170H179V168H178ZM177 170V171H178ZM183 170V169H182ZM217 170V169H216ZM238 170V169H237ZM236 170V171H237ZM253 170V169H252ZM252 170H250V172H252ZM260 170V171H259ZM51 171V170H50ZM53 171V170H52ZM75 171H77L78 173L80 172V174H81V176L80 177H82V179L80 178V180H78V181H80V183L79 182H77V180L75 181L74 179V182H76V183H78V184H74V185H76V191H73V190H70V191H67L66 190V188L67 187H64V183H66L64 180H66V181H68L67 179H69L68 178V176H70V175H72V174H74L73 172H75ZM100 171V173H102ZM107 171H109V172H107ZM117 171V172H118ZM122 171H121V173H122ZM134 171H136V170H134ZM156 171H158L157 173H156ZM167 171V172H166ZM192 171V170H191ZM235 171V172H236ZM246 171V172H247ZM254 171V170H253ZM55 172V171H54ZM160 172V173H159ZM163 172H165L164 174H163ZM181 172V171H180ZM194 172V171H193ZM210 172V173H209ZM235 172L231 175L232 177L233 176H235ZM238 172V171H237ZM236 172V173H237ZM256 173H257V171H255ZM261 172V174H264V173H262ZM1 173H2V175L4 176V177H6V178H3V176L1 175ZM7 173H10V174H7ZM28 173V174H29ZM40 174V176L42 177H40V178H36V177H39V174ZM55 173H57V172H55ZM76 173V172H75ZM97 173V174H96ZM99 173V174H100ZM134 173V172H133ZM167 173V174H166ZM183 173V172H182ZM185 173V172H184ZM239 173V172H238ZM248 173V175L249 174H251V173H249V171L247 172ZM48 174V173H47ZM96 174V175H95ZM163 174V175H162ZM173 174H174V171L172 172V176H173ZM181 174V173H180ZM198 174V173H197ZM202 174H198V175H202ZM224 174V172H222V174H220V176H222ZM243 174V173H242ZM35 175H38V176H35ZM57 175H59V173L57 174ZM83 175V176H82ZM187 175V174H186ZM239 176H240V174H238ZM251 175H255L254 173H252ZM2 176V177H1ZM8 176V177H7ZM27 176H31V178H30V180L29 179H27V180H29V181H27L26 180V178H29V177H27ZM53 176V175H52ZM131 176V177H130ZM135 176V178H132V177H134ZM165 176V177H164ZM166 176H168V177H166ZM171 176V177H172ZM185 176V175H184ZM194 176H197L196 174L194 175ZM230 175L228 176V180H227V182H226V180H224L225 182H224V184L227 186L228 184V186H230V184H232L233 182H228V181H232L233 180V178L231 177ZM236 176H237V174H236ZM239 176L237 177L238 179H240L239 178ZM258 176H256V179L257 180H259L258 178ZM262 176V175H261ZM53 177H55V176H53ZM103 177V178H104ZM115 177H117L116 179H115ZM137 177V178H136ZM154 177H155V179H154ZM160 177L158 178V180L160 179ZM212 177V178H211ZM229 177H231L232 178V180H230L229 179ZM243 177V176H242ZM3 178V179H2ZM34 178H35V180H34ZM45 178H46V175H45ZM59 178V179H58ZM72 178V177H71ZM71 178H70V180H71ZM192 178V177H191ZM195 178H197V177H195ZM194 178V180H196ZM220 178V177H219ZM224 178V179H225ZM236 178V179H237ZM246 178V177H245ZM55 179H56V177H55ZM108 179V180H107ZM160 179V180H161ZM177 179V178H176ZM182 179V178H181ZM198 179V178H197ZM211 179V180H210ZM244 179V178H243ZM99 180V181H98ZM152 180V181H153ZM158 180H156V182L158 181ZM159 180V181H160ZM162 180L160 181L161 183H162ZM201 180V181H200ZM219 179H217V181H218ZM235 180V179H234ZM245 180V179H244ZM246 180H250V179H248V178H246ZM245 180V181H246ZM50 181V180H49ZM64 181V182H63ZM154 181H153V184H154ZM158 181V182H159ZM174 181V180H173ZM179 181V180H178ZM221 181V180H220ZM237 181V180H236ZM240 181L242 182V179H240ZM252 181V180H251ZM254 181V180H253ZM2 182V183H1ZM103 182V183H104ZM147 182H148V184H149V186H148V184H147ZM183 182H186V183H183ZM192 184H191V183ZM197 182V181H196ZM211 182V183H210ZM212 182H214V184L212 183ZM238 182V181H237ZM73 182H72V180H71V184H72ZM144 183L147 185H144ZM190 183V184H189ZM248 183H250V182H248ZM252 183H254V182H251V184ZM53 184V185H52ZM61 185V187H59L60 185ZM68 183H66V185H67ZM80 184V185H79ZM97 184V185H96ZM110 184V185H109ZM197 184V183H196ZM222 184V183H221ZM239 184V186H235V183L234 184H232V185H234V187H233V189H235V193H236V195L234 196V192H233V199H236V200H234V205H235V201H236V206H234V205H232V206H234V207H232V209L233 208H235L236 207V209H233V210H235V212H233V210H230L231 212H233L234 214H232V216H230V222H229V224H228V227H229V225H230V223H231V226H230V228L227 230L225 227H223V228H225V230H224V232H223V235L222 234H220V236L222 235V237H224V242H223V245L221 246V248L223 247V249H221V250H224V247H225V249H228V253H227V250H226V253L224 252V255H223V252L222 253H220V252H217V253H220V254H218L217 256H215V254H217V253H215L213 256H212V258H211V255H208L209 257H210V260L208 261L207 259V262H209V264H223V261L225 262V261H228V260H232V259H230V257L232 258V256H231V254L233 255V258H234V256L236 255V262H235V260H233V264H245V260L243 259V257L245 256L244 254L246 253L247 254V252L246 251H249L250 249V251H252L251 253H250V257H248L249 256V254L247 255V259L249 260V258L251 259L250 260V262L252 261V264H264V261H261V260H264V258H258V255L256 256V254L257 253H255V251H254V249L256 248V249H258L259 247V243H256L257 241H259V240H257V241H255L256 239L255 238H257V236L255 237L253 234V232L256 230H258V229H260V231L262 230V228H264V227H262V228H260L261 226H264V224H260L259 223V226H257V227H259V228H257V229H254V230H252L251 232L253 233L252 235L254 236V237H251L252 235H251V232H249L250 230H251V228H250V230H248L247 232H249V235L246 233V231H244V229H245V227H244V229H243V231L247 234L245 237H244V244H242V242H243V240H242V242L240 243L241 245H239L238 244V241L237 242H235V240L233 239L234 237H235V235L237 234V228H238V225H237V223L239 224V221H240V223H243V222H246L245 221V219L248 217V214L247 215H243V219H241L242 218V215L240 214L241 213V211L240 210H242V208H244V209H249V211H251L250 209V206L251 205H254V203L252 202V203H250L251 201H252V199H254V201H255V199H256V201H255V204L257 205H261L262 204V206H264V200H262V199H258L257 197L258 196H256V197H254V198H248V197H246V195L248 194L247 193V191H249L248 189L250 188V185L248 186V185H246V186H248V188L247 187H245L244 185L246 184V182H242V183H237V185ZM243 186H242V185ZM258 183H256V184H252L253 186H255V185H257ZM65 185V186H66ZM77 185L78 186H80V188H82V192H81V189L79 188H77ZM95 185L97 186L95 189H94V187H95ZM103 189V188H105V189H107V190H111V193H112V195L113 196H111V194L109 195L110 197H113V200L111 199V198H109L108 196H107V199H108V202L110 201V200H112V202L110 201V203H109V205H107V201H104L103 200V198H106V197H104V195L102 196V194H108V192H107V190H105L104 189V192H102V194H99V193H97L99 190H98V187L99 186ZM138 185V186H137ZM139 185H140V187H139ZM141 185L143 186H145L147 189H149V195H148V192H147V189L145 188L144 189V187H141ZM200 185V184H199ZM205 185V186H206ZM223 185V184H222ZM232 185H231V188H232ZM241 185V186H240ZM251 185V186H252ZM94 186V187H93ZM135 186H137V187H139V189L140 188H142V189H140V190H142L143 192H141L140 191V195L141 196H136V195H138V192H135L136 190L138 191V189H136L137 187H135ZM184 186V187H183ZM195 188H194V187ZM204 186V187H205ZM209 186H207L208 188H209ZM252 186V187H253ZM258 186H260L259 184H258ZM257 186V187H258ZM123 187V188H122ZM169 187V186H168ZM211 187V186H210ZM224 187V186H223ZM236 187H237V189H236ZM239 187H242V188H239ZM243 187H245V189H243ZM256 187V188H257ZM262 186H260V190L261 191H264V189H262L261 188ZM89 188V189H88ZM110 188V189H109ZM163 188V187H162ZM213 188H214V186H213ZM220 188V187H219ZM226 188H228V187H226ZM253 188H255V187H253ZM74 189V190H75ZM77 189H78V193L80 194H77ZM86 189V191H84ZM91 189V190H90ZM98 191H97V190ZM124 190V192H125V194L123 193V191H122V193H121V191L120 190ZM125 189H126V191H125ZM144 189V190H143ZM169 189V188H168ZM212 189V188H211ZM221 189H223V188H221ZM96 190V191H95ZM128 190H129V192H128ZM162 190V189H161ZM215 190H216V188H215ZM226 190V189H225ZM250 190H252V189H250ZM48 191L50 192L49 194H48ZM72 191V192H71ZM90 191H92V194H89V192ZM93 191L94 192H96V194H99V195H101L102 197H101V199L103 200V202L102 201H100L99 199H100V196L99 195H96V194H94L93 193ZM105 191H106V193H105ZM209 191V190H208ZM217 191L219 192L220 191V189L218 190V188H217ZM227 191V190H226ZM253 191V190H252ZM255 191H256V189H255ZM258 191V193H259V190H257ZM260 191V192H261ZM52 192V193H51ZM58 192H59V194H58ZM81 192V193H80ZM84 192V193H83ZM86 192V193H85ZM88 192V193H87ZM126 192H127V194H126ZM154 192V191H153ZM163 192V191H162ZM179 192V193H178ZM223 192H225V191H222V193ZM53 193V194H54ZM82 193H83V196H81L82 195ZM136 193V194H135ZM142 193V194H141ZM163 193H165V192H163ZM203 193V194H202ZM220 193V192H219ZM257 193V192H256ZM256 193H255V195H256ZM47 194L49 195V196H47ZM59 195V197H60V203L58 202L59 200H58V195ZM120 194V195H119ZM172 194V193H171ZM221 194V193H220ZM224 194V193H223ZM261 194H264V193H262L261 192ZM93 195V196H92ZM157 195V194H156ZM163 195V194H162ZM205 195H206V197H208V198H206L205 197ZM227 194H225V196H226ZM99 196V197H98ZM148 196H149V199H150V201L149 200H147V198H148ZM152 196V195H151ZM159 196V195H158ZM197 196H198V198L200 199V197L202 198V196L204 197V198H206L207 200H205L204 198H202V199H204L205 201L204 202H206V203H208V204H206V205H204V207H202L203 205L202 204H204V202L199 206V207H201L202 209H198V206H197V209L196 208H193L195 205V201H194V204H193V199L194 200H196V198H197ZM223 196V195H222ZM228 196H230V195H228ZM251 196V195H250ZM54 197V198H55ZM114 197H116V198H114ZM139 198V200L138 199H135V198ZM141 197H143V201L145 200H147V201H149V206H150V208H148V207H145L146 208V210H147V208H148V211L149 212H151L150 213V215H149V212H147V214L150 216V217H144L143 218V220L145 219V221H146V219H150V218H152V220L150 219L149 221H147V223H143V225H147V226H145L146 228L144 229V230H146V232L144 233L143 231H141V230H143L139 225H138V227L141 229L140 230V233H142V235L139 233H136L138 230H139V228L137 227V228H135V230H134V232L136 233V235H135V233L133 232V229H132V232H133V234L131 235V234H129L128 232H130V228H129V230H128V234H129V237H130V235L131 236H133L134 235V237H132L133 239H135L136 237L138 238L139 236H141L140 237V239H135V241H133V240H131V237H130V239L128 238V234H123V236L124 237H120L121 239H129V242H131V241H133V242H135V246H136V248H134V249H136L137 251H138V248H139V251L138 252H136L135 253V251L133 250V252L134 253H130V252H132V250L131 251H129V248H133L132 246H131V243L129 244L128 243V245H126L127 244V242L124 240V242H126L125 243V245H126V247H125V249H123V250H120L119 249V247H118V245H120V247H122V243L124 244V242H122L121 240H120V238H119V236H122V235H118V238H119V241H121L120 243L121 244H119V243H116V244H110L111 246L113 245L116 249H112V248H109V246L110 245H108L110 242H112L113 240V242H115L116 240H115V237H113L112 235H111V237H109V235H108V237L106 238V235H107V231H105V229L106 230H108L107 228H111V226H112V228H113V224L111 225V226H108L107 228L106 227H104L103 225H109V223H112L113 222V220L110 222V220H109V217H111L110 219H112V213H114L113 211H115L114 210V208H116V210L118 209V207L120 206V205H122V204H124V202H126V204L128 203V202H130L131 204H133V202L132 201H134L135 200V203L137 202V200H138V202H142L141 201ZM163 197V196H162ZM165 197V196H164ZM169 197V196H168ZM196 197V198H195ZM217 198L215 201H216V203L214 204L213 202H212V200H214L213 198ZM227 197V196H226ZM246 199H245V198ZM176 198H178V199H176ZM210 198V200H209V202H208V199ZM224 198V197H223ZM228 198V197H227ZM231 198V199H232ZM262 198H264V197H262ZM106 199V200H107ZM115 199V200H114ZM231 199H229L230 201H231ZM248 199H251L250 201H248ZM257 199H258V201H257ZM54 200H55V202H54ZM123 201V203L121 204V202ZM158 200V199H157ZM167 200V201H166ZM224 200H225V198H224ZM228 200V201H229ZM244 200V201H243ZM247 200V201H246ZM260 200H262V203L260 204ZM100 201V202H99ZM144 201V202H145ZM161 201V202H160ZM175 201H176V203H175ZM179 203H178V202ZM188 201L190 202L189 204H193L192 205V207H191V209H189V208H187L188 207ZM203 201V200H202ZM214 201V202H215ZM225 201H227V199L225 200ZM229 201V202H230ZM246 203V202H249V208H245V207H243V203ZM137 202V203H138ZM143 202V203H144ZM157 202H158V205H160L161 207H163V206H165V207H163L162 209L165 211L164 213H162V211L163 210H161L160 212L162 213H160V212H158L159 213V215H158V217L156 216H154L153 214H152V212L153 211H150L151 210V208H153L154 206H156L157 205ZM172 202V203H171ZM197 202H198V200H197ZM196 202V203H197ZM257 202V203H256ZM59 203V204H58ZM99 203H101L100 204V206H99ZM105 205H104V204ZM112 203V204H111ZM150 203H152V204H156V205H154L153 207H152V204H150ZM161 203V204H160ZM171 203V204H170ZM210 203V204H209ZM219 203H220V201H219ZM224 203V202H223ZM223 203L221 204L220 203V205L222 206L223 205ZM238 203V204H237ZM58 204V205H57ZM103 204V206H101ZM125 204V208H126V205ZM138 204H140L141 205V203H138ZM146 204V205H145ZM145 204H143V205H145V206H147V203H145ZM162 204H163V206H162ZM188 204V205H187ZM212 204H213V206H212ZM217 204V205H216ZM241 204V205H240ZM247 204V203H246ZM246 204H245V206H246ZM60 205V206H59ZM142 205V207H144ZM157 205V206H158ZM187 205V206H186ZM211 205V206H210ZM215 205V206H214ZM255 205V206H256ZM155 207L156 209H160L161 207ZM186 206V207H185ZM242 207L241 209L240 208H238V207ZM121 207L123 208V205L122 206H120L119 208L120 209H118V211H119V213H120V211H121ZM187 208V209H189V210H187V209H185V208ZM213 207V208H212ZM254 207V206H253ZM252 207V208H253ZM124 208V209H125ZM144 208V209H145ZM166 210H165V209ZM111 209H113V211H111ZM131 208H129L128 210H130ZM150 209V210H149ZM230 209V208H229ZM240 209V210H239ZM254 209H255V207H254ZM260 209V208H259ZM194 210V211H193ZM253 210V209H252ZM189 211V212H188ZM218 213V214H216V212ZM240 211V212H239ZM244 210H242V212H243ZM248 211V212H249ZM255 211H256V209H255ZM255 211H253V212H255ZM257 211H258V208H257ZM256 211V212H257ZM109 212H111V214L112 215H108V214H110ZM115 212H117V211H115ZM188 212V213H187ZM213 212L215 213V215H213ZM247 211H246V213H248ZM256 212L255 213H251V216L250 217H252V218H254V220H255V217L257 218V219H260V221L262 222V223H264V217H259L258 218V216L256 215ZM259 212V211H258ZM108 213V214H107ZM118 213V214H119ZM127 213H129V211H126V214L125 213H123V214H125V215H123V216H125V218L124 219H126V220H128L129 219V217L130 216H128V214ZM145 213V212H144ZM210 213H212V215L210 214ZM260 213H261V211H260ZM107 214V215H106ZM241 216H240V215ZM244 214V213H243ZM250 214V213H249ZM255 214V217L253 216V215ZM262 214H264V213H262ZM127 215V216H126ZM131 215V214H130ZM155 215H156V213H155ZM205 215V216H204ZM206 215L208 216V219H210V220H208V219H206L207 217H206ZM216 215L218 216L217 218H215L216 217ZM115 216V215H114ZM122 216V217H123ZM140 216H142V215H140ZM155 218H154V217ZM181 216H184L185 218L186 217H188L189 216V218H188V220L189 219H191V218H193V219H191V220H193V222L195 223V221H196V225H194V223L193 222H191V220H190V222L194 225H192L193 226V229H195L194 231L195 232H193V234H191V239L192 240H194V241H196V242H193L192 244H191V239H187V241L185 240V237H183V235L185 234L184 233V226L180 223V225L179 224H175L174 223V220L176 221V220H179V222H182V219L180 218ZM200 216H203L202 218L200 217ZM229 216V215H228ZM227 216V217H228ZM244 216H246V217H244ZM176 217H178V218H180V219H178V218H176ZM183 217V220L185 219ZM191 217V218H190ZM200 217V218H199ZM204 217H206V218H204ZM121 218V217H120ZM154 218V219H153ZM174 219V220H173ZM187 219V218H186ZM201 221H203L204 222V220H205V222L208 220V222H206V224H202L203 222H201L200 224L198 223L200 220ZM204 219V220H203ZM225 219V218H224ZM226 219H228V218H226ZM251 219V218H250ZM123 220V219H122ZM142 219H140V221H141ZM143 220L141 221V222H137L138 224H142V222H143ZM199 220V221H198ZM242 220V221H241ZM246 220H248V218L246 219ZM251 220H253V219H251ZM130 221V220H129ZM128 221V222H129ZM144 221V222H145ZM174 223V226H173V223ZM186 221V220H185ZM210 221V222H209ZM249 221V220H248ZM123 222H124V220H123ZM176 222H178V221H176ZM178 222V223H179ZM187 222V221H186ZM204 222V223H205ZM223 222V221H222ZM250 222V221H249ZM256 222H257V220H256ZM256 222H255V224H256ZM259 222V221H258ZM114 223V222H113ZM125 223H127V221L125 222ZM183 223V222H182ZM185 223V222H184ZM247 223V222H246ZM246 223H243L242 225L243 226H245L244 224H246ZM101 224V226H99L98 227V225H100ZM123 224V223H122ZM169 224H170V226H169ZM171 224H172V227H171ZM201 224H202V226H201ZM253 223H251V226L253 227V225H252ZM137 225V224H136ZM143 225H142V227H143ZM241 224H240V226H242ZM114 226H115V224H114ZM177 227V226H179V229H180V227H181V230H178V229H176V228H173V227ZM186 226V225H185ZM208 226V225H207ZM227 226V225H226ZM235 226H237V228H235ZM239 226V227H240ZM246 226H250V224L248 225V224H246ZM256 226H254V227H256ZM101 227H104L103 229H100ZM118 227V226H117ZM148 227V228H147ZM202 227V228H201ZM227 227V228H228ZM232 227V228H231ZM111 228V229H112ZM167 228H172L171 230L170 229H167ZM183 228V229H182ZM235 228V229H234ZM240 228H242V227H240ZM240 228H239V234L241 233V231H240ZM248 228V229H249ZM111 229L110 230H108V231H111ZM136 229H138V230H136ZM185 229L187 230V228L185 227ZM201 229H202V231H201ZM114 230V229H113ZM162 230H164V235H163V231ZM166 230H168V231H166ZM210 230H212V229H210ZM236 230V231H235ZM181 231V232H180ZM189 230H187L186 232H188ZM191 231V230H190ZM208 231V230H207ZM255 231V232H256ZM122 232V231H121ZM167 232V233H166ZM212 232V231H211ZM258 232H259V230H258ZM5 233V234H6ZM161 233H162V235H161ZM166 233V234H165ZM182 233H184V234H182ZM191 233V232H190ZM194 233H196L195 235H194ZM204 233V234H203ZM213 233V232H212ZM211 233V234H212ZM221 233H222V231H221ZM236 233V234H235ZM245 233H244V235H245ZM261 233V232H260ZM108 234H111L110 232L108 233ZM113 234V233H112ZM159 234V235H158ZM238 234V235H239ZM255 234H257V233H255ZM262 234H264V233H262ZM139 235V236H138ZM187 235H188V233H187ZM186 234L184 235V236H186L187 238H188V236H187ZM192 235H194L193 236V238H192ZM203 236V238H201L202 236ZM215 235V234H214ZM233 235H234V237H233ZM241 235V234H240ZM242 235H243V233H242ZM243 235V236H244ZM1 236V235H0ZM115 236V235H114ZM136 236V237H135ZM156 236V237H155ZM157 236H162L161 238H162V240H161V238H159V237H157ZM163 236H165L166 237V239H165V241L163 240L164 238H163ZM218 236V235H217ZM217 236H216V239H217ZM232 238H231V237ZM260 236H262V235H259L258 234V237H260ZM114 239H113V238ZM127 237V238H126ZM156 239H155V238ZM169 237V236H168ZM222 237H220V238H222ZM237 237H242V236H237ZM1 238V237H0ZM110 238H112V240L110 239ZM116 238H117V236H116ZM157 238H158V240H160L158 243H157ZM189 238H190V235H189ZM230 238H231V240H230ZM108 239V240H107ZM147 239V240H146ZM172 239H174V240H172ZM200 239H202V241L200 242ZM223 239V238H222ZM233 239V240H232ZM237 239V238H236ZM118 240V239H117ZM238 240V239H237ZM240 240V241H241ZM108 241V243H106ZM110 241V242H109ZM143 241L141 242V244L139 245V246H143L142 245V243H143ZM163 241V242H162ZM190 241V242H189ZM199 243H198V242ZM233 241H234V243H233ZM261 241V240H260ZM189 242V244L187 245V243ZM213 242V241H212ZM261 242H264V240H262ZM166 243H167V241H166ZM175 243V242H174ZM218 243V242H217ZM222 243V242H221ZM221 243H220V245H221ZM236 243V244H235ZM118 244V245H117ZM134 244V243H133ZM225 244V245H224ZM105 245V246H104ZM131 247H130V246ZM164 245V244H163ZM169 245V244H168ZM191 245V246H190ZM196 245V246H197ZM206 245V244H205ZM204 245V246H205ZM218 245V244H217ZM258 245V246H257ZM112 246V247H113ZM127 246H129L128 248H127ZM145 247H146V244L144 245ZM143 246V248H145ZM154 246V247H155ZM187 246V248H188V250H187V248H185ZM196 246H195V248H196ZM204 246H202V247H204ZM219 246V245H218ZM260 246H261V243H260ZM105 249H104V248ZM108 247V248H107ZM118 247V248H117ZM147 249H143V250H145V253H147L146 252V250H148L149 249V245L147 244ZM164 247V246H163ZM170 247V249H168ZM258 247V248H257ZM124 248V247H123ZM158 248H160V247H158ZM168 251L169 250H171V252L174 250L171 246H168ZM179 248V249H178ZM181 248V249H180ZM184 248H185V250H186V253L184 252L185 250H184ZM194 248V249H195ZM201 248V247H200ZM104 249V250H103ZM107 249L109 250V249H111V250H109L108 251V256L109 255H114L113 256V258H110V257H108V256H106V254H107ZM127 249H128V251H127ZM151 249V248H150ZM149 249V250H150ZM154 249H156V248H154ZM166 249V250H167ZM193 249V248H192ZM215 249V248H214ZM217 249V248H216ZM219 249V247H218V249L217 250H220ZM246 249V250H245ZM105 250H106V252H105ZM216 250V251H217ZM101 251H102V253H101ZM112 251V252H111ZM120 251H123L122 252V254H120ZM156 251H158V250H156ZM155 251V252H156ZM191 252H192V250H190ZM189 251V252H190ZM215 251V252H216ZM144 252V251H143ZM143 252H141V254H145V253H143ZM163 252V251H162ZM171 252H168V253H171ZM229 252L231 253L230 255H229ZM245 252V253H244ZM0 253H1V251H0ZM109 253H111V254H109ZM193 253V252H192ZM196 253H197V251H196ZM204 253V252H203ZM131 254V255H130ZM136 254H137V256H136ZM141 254H139L140 256H141ZM162 254V253H161ZM184 254H186V255H184ZM194 254H195V252H194ZM211 254V253H210ZM222 254V255H221ZM157 255H159V254H157ZM190 255H191V253H190ZM190 255H188V257L190 256ZM152 256V255H151ZM154 256V255H153ZM193 256V255H192ZM191 256V257H192ZM219 256V257H218ZM227 256V257H226ZM230 256V257H229ZM105 257H108V259L106 260V258ZM116 257V258H115ZM121 256L120 257H118L119 259H117V262H118V264L120 263V264H123L124 262V264H142L143 262H137V260L135 261H133L132 260V258H131V260H126V261H124L123 263H121V262H119V260L122 258ZM186 257V258H185ZM194 257V256H193ZM214 257V258H213ZM115 258V259H114ZM152 258V257H151ZM156 258V257H155ZM163 258V257H162ZM197 258V257H196ZM199 258V257H198ZM208 258V257H207ZM225 258H229L228 260L226 259L225 260ZM234 258V259H235ZM246 258V257H245ZM139 259H143L142 257L140 258L139 257ZM157 259H159V258H157ZM194 259V258H193ZM261 259V260H260ZM161 260V259H160ZM196 260V259H195ZM244 260V261H243ZM140 261V260H139ZM153 261H156V260H153ZM158 261V260H157ZM156 261V262H157ZM163 261H164V258H163ZM198 261V260H197ZM247 261V260H246ZM1 262H0V264H1ZM108 262V264H112L113 262ZM155 262V263H156ZM161 262V261H160ZM165 262V261H164ZM194 262H196V261H194ZM206 262V263H207ZM211 262V263H210ZM231 262V261H230ZM230 262H229V264H230ZM235 262V263H234ZM116 263V262H115ZM151 263V262H150ZM154 262L152 263V264H155ZM167 263V262H166ZM166 263H164V264H166ZM205 263V264H206ZM117 264V263H116ZM144 264V263H143ZM157 264H159V263H157ZM160 264H162V262L160 263ZM196 264V263H195ZM226 264V263H225ZM228 264V263H227ZM232 264V263H231Z\"/></svg>",
  "mask_w": 264,
  "mask_h": 264
},
{
  "label": "rangeland",
  "instance_id": "rangeland-1",
  "mask_svg": "<svg viewBox=\"0 0 264 264\" xmlns=\"http://www.w3.org/2000/svg\"><path fill=\"white\" fill-rule=\"evenodd\" d=\"M30 1L35 3L36 0H33V1L30 0ZM37 1H38V0H37ZM37 1H36V3H37ZM108 1H109V2H112V1H113V2H114V5H115V6L113 5V8H114L113 12H109V13H111V14H113V15H114V13H115V15H116V14H117V15H116V16H115V15H114V16L111 15L110 18H109V17H105V18H103V22H102V24H103L105 21H107V22L110 21V22H109V23H110L109 26H111V25H112L111 22L114 23V21H116V23H117L118 21H122L123 18H124V19H125V18H128L127 16H129V17L131 18V19L129 18L130 22H132V23H130V24H129V21L124 20L126 23L128 22V24H129L130 26H129V25L127 26V27H128V28H127L128 30H126V27H124V30H123V31H124L125 33L122 31L123 34H119V35H118V37H119L120 35H121V37L116 38V39H117V42H115V44L118 43V44H120V45H121V44L123 45V43H121L120 40H121L122 42L125 40L124 43H126V41L128 40V43H127V44L129 45L130 49L128 50L129 54H128V55L126 54V55H127L128 57H129L130 55H131V56L129 57L130 59H128V58L126 57V60L129 61V62H127V64L130 63V60L133 61V62H131V64H130V66H132L133 68L130 69L131 67H130V66L128 67V65H127V67H128L127 69H130V71L127 73V75L130 74V75H129V78H132V81H135V79L137 80V78H138L137 75H138L139 73H141V75L143 76L142 79H145V80H146V81H143L142 79H140V80H141V84L144 85V86H143V89H144V88H145V89H144V91H143V89L139 88V89L136 90V93L139 92V91H142L144 94H142V92H141V94L139 93V96H140V97L142 96V97L140 98V97L138 96L137 99L134 98V100H136V102H135L136 104H135V106H134L133 104H131L130 106L133 108V106L136 107V106H138L137 104H140L139 107L134 108V109H138V108H140V106L143 105V104H142L143 101H145V102H153V101H155V100L152 101V98L155 97V99H156V97H158V95H159V97H160L161 99L163 98V99H162V100H163V104H164V102L167 103V100H169V102L167 103V105H165V106L163 107V104H162V106L160 105L159 110H158L157 107H156L157 110H155V112L158 111V114H157V113H156V114L159 115V120H158V118L156 119V116H155L154 119H155V120H158L160 123H163V124H161V126H162L161 129H163L164 120H165V121H168L166 118L169 117V115H170L169 113H171V111H173L172 109H178V110H174V111H175V112L177 111L176 114H180V115H182V114H184V113H183V112H184L183 110L188 106V105L185 103V100H186L185 98H187V96H188V95H187L188 92L185 93V91H186L185 89H183V91L180 90V89H182V87H180V85L182 84L181 77H180V76H177V77H180L179 80H181V84L179 85V82H180V81L177 83L176 73L173 72V70H175V71L177 72V74H178V71L180 72V70H181L180 68L182 67V66H181V67L179 66L180 68L178 67V65L175 63L176 59H177L176 62H177L179 65H183V64H184L183 67H184V66L186 67V66L188 65V66H187V68H188L187 71H189L191 68L193 69L194 67L198 66V65L195 64V63H196V60H197V63H199V60H200V62L203 61V60H201L200 56L205 55V56H203V57L205 58V57H206V54H205V53H206V52H209V51H205L206 48L204 49V46H206L207 44H205V45H203V44H204V43H209L210 41H212V40H209V42H208V40L204 37V34H203L204 32H202V31H203V30H204V31L206 30V32H209V33L211 32V33H212L213 29H214V31H215V29H216L217 27H218L219 29H221V30L223 29V33H224V35H223V33H222L223 36H219L220 32H222V31L219 30L220 32L218 33V35L216 34L217 37H216V38H213V39H215V40H217V41L213 40V41H212L213 43L210 42V44H211V45H210V49H209V50H210V53H211V51H212L211 54H213V52H215L214 49L216 50V53H217V52H218V53H217V54L214 53L215 57L210 55V57H211V59H212V60L209 59L210 62H209V60H205V59H204L207 63H206L205 61H203V62H205V64H204L203 62H202V63H203L206 67H205L203 64H201L202 66L199 65V66L202 67V68H200L201 71H199V72H202L203 75H201V74L199 75V74H198V73H199L198 70H200V69L196 70V68H198V67L195 68L196 72H194V71H195L194 69H193V71H192V70L189 71V72L186 71V72H187L186 75H187L188 77H190V78H188V77L185 75V82H187V81H189V83H190V82H192V83L194 82L193 85L190 83V85H191V91H193V92H192V93H193L192 96H193V97H194V96H197V97H194V99H196L195 102H196L197 105L194 103L195 105L193 104L194 106L191 105V107L193 106V108H194V107L196 108V107L200 104V105L198 106L200 109L197 108V110L199 109L198 111H200V112H198V113H200V115L203 113L202 116H201L202 118H199V115H198V113H197V110H195V108H194V109H193V108H189L190 110H195V112L197 113V118H199V120L197 121V119H196V121L198 122V123L196 122V124H197V125H200L201 127H200V126H198L199 128H198V127H195V128L198 129V130H197V129L195 130V128H192V127H191V124H192L193 122L190 121V123H191V124H190L189 121H188L187 123L190 125V127H188V128L190 129V131L187 130L186 132H187V135H188V131H189V133H190L191 135L189 134L190 136H185V137H187V138L190 137V140H189L190 142H191L195 137H197V138H198V141H197V138H196V145H194V143H191L192 145L190 144V149H189V150H188L189 147H187V151H184V149L186 150V147L181 148V151H179V152H181V153L183 154V156H182L181 154H179V155H181V156L184 158V160L179 161V162L181 163V167H178V166L180 165V163H179V165H177V166L175 167V170H176V168H177V170H178V168H179L178 171L176 170V172H175L174 168L171 169L172 172L174 171L173 176H172V172L169 171L168 175H169V174H171V175H170L169 177L166 176V177H168L167 179H169L168 182H167V181H164V182H163V180H166V179L164 178V179L162 180L161 178H162L163 176L160 177L161 174H157V175H159L160 179L162 180V183L160 182V181H161L160 179H159L160 181L158 180V178H159L158 176H156L157 179H155V177H154L155 181L152 179V180L154 181V184H153V181H152L151 179H150V181H148V182H152L151 187H149L150 191H151V189H152V194H151L152 196L149 195V194H150V193H149V189H147V188L144 186V185H146V184L144 183L143 186L141 185V187H144V189H145V188L147 189V192H148V195L150 196V199H151V197H153V198H152L153 200H151V201H150V199H149V196H148V198H147V200H149L150 202L153 201L152 203H155L156 201H159V199H161V201H163L162 198H164V200H165V198H168V199H167L168 201L166 200L168 203H169L170 198H171L170 201H173V202H174L173 199H175V198H172V196L174 197V195H175V197H176V195H177V193H174V191L176 192V191H178V190H180V189H181V190L183 189L182 187L179 189V186L181 185V184H180L181 181H184L185 179H188V180L190 179L191 181L193 180L192 183L195 182V186H196V185L198 186V187H196V188H197L196 191L198 192L197 195L200 193V191H202L203 193L207 194L208 197L211 196V195H213V193H214L213 196L217 195V197H219V196L222 197V199H220V198H218V199H219V201H220L221 204L224 202L223 205L221 206L220 203H219V201H218V204H219V205L216 204V205H217L216 208H215V207H214V208L212 207V208L215 209L216 211H217L218 206H220L219 209L222 208L223 206H224L223 208L226 209V210H225V209H220L219 212H221L222 210H225V211H224L225 213H223V214L220 213V215H218V216H221V218L218 219V218H217L218 216L216 215L215 218H217V219H213V218L211 219V224H210V226L212 225V221H213V220H214V222H215V223H214L215 225H216V223H217V220L219 221V222L217 223L218 225H216L217 228H214V227H215L214 225H212L211 227H209V223L207 224L208 226L205 225L206 227H208L207 229H205V227H203L204 231H206V232H204V233L206 234V235H204V236H205L204 243L206 242V243H205L206 245L203 244V243L201 244V243H199V242L197 241V242L199 243V245L195 244V245H193L192 247H190L191 249L188 247L190 250H192L193 253H192L190 250H189L190 252L187 251L188 255H190V253H191V255H190L189 257H188V255H187V258L190 259V261L192 260V262H193L194 264H195V263H196V264H205V263L207 262L208 259L210 260V257H209L208 255H211V258H212V256H213L215 253H217V252L222 253V252L224 251V252L226 253V250H227V253H228V249H225V247H224V250H221V249H223V247L221 248V246L223 245V242H224V241H223V240H224V237H222L223 232H224L225 228H226L227 230L230 228L231 223H230V225H229V227H228V224H229V222H230V221H229V220H230V216H232V214H234L233 212H235V210H233V209H236V207L232 209V207L236 206V201H235V205H234V200H236V199H233V198H232V197H233V196H232V195H233V192L235 193V189H233L234 185H232V184L235 183V186H239V184L237 185V183H242V182L244 183V182H246L245 185L243 184L245 187L248 188V186L250 185V188L248 189L249 191H247L248 194L246 195V197L252 199V198L258 196V197H257L258 199H262V200H264V198H262V197H264V194H261V192L264 193V191H261V190L259 189L260 186H262L261 188L264 189V174H261L262 171L259 172V174H260V177H259V176L257 175V174H258V170H257L258 168L255 170V168L252 167L253 164L250 165V163H249L248 166H251V167H250L251 169H248V168H247V169H248L249 173H251V174L254 173L255 175H251V174L248 175V173H247V172H248L247 169H245V171H243V169H244L245 167H243V165H241V164H244V166H247V165H246V164H247L246 162H245V163H240V166H239V164H237V166H236L237 168L235 167L236 170L238 169L237 171H238L239 173L234 169L233 166H235V165H231V166L233 167V169H234V170H233V173H234L235 171H236L237 173L235 172V176H233V177L231 176L233 173H232V174H229V175L233 178V180H232L231 177H229V179L231 178L230 180H232V181H228V182H233V181H234V182H233L232 184H230V186H228L229 184L226 186V185L224 184V182H225L224 180H226V182H227V180H228V176H229V175H227V179H226V178H225L226 173H225V171H224L226 168H225V169L223 168L224 165H225V167H226V165L229 163V161H231V162H234V161H235L236 163H237V162L239 163V161L241 160L240 157H242V156H240V157L238 158L239 161H237V160H236L237 158H235V155H236L237 153L233 156V158H232V154L235 153V152H238V154H239L240 150L238 151V149H242V150H244V149H246V148H248V147H249V148L252 147L253 150H255V149L257 150V151H255V153H254V155H257L256 158L254 157L253 154H250V153L247 151V149L244 150L243 152H244V153L248 152V154H250L251 156L253 155V157L255 158V160L259 158L258 160L260 161V159H261L262 163H264V126H260V125H261L260 123H262V122H264V121H262V122H259V121H258V120H262V117H264V93H262V92H264V91H261L262 89H260V87H261L262 85H259V84H258L260 87H259V88H258V86H256V87L258 88V91L260 90V92L257 91L256 87H254V89L256 90V92H254L255 94H254V96H253V93H250V92H251V88H252L253 86L256 85L255 82H253V80L251 81V79L253 78V76H252V78H250L251 76L249 75V73H247V70H245L247 74H244L245 71H242L244 67H245V69H246V68L249 67V66H250V69H254L255 67L253 68V66H254L255 64H257L259 60L262 61V59H264V53H262V51L260 52V49H259L260 46H258V45H260V44L255 43V42L258 41V40L256 41V39H254L255 37L253 38L255 41L251 39L249 42H248L247 40H246V42H244L245 40H243V44L241 43V41H240V42H238V41H233V40H237V39H236V38L234 39V38L231 36V35H232L231 32L229 33V30H230V29H229V30H227V29H228L229 26H231V30H232L233 27H232V25H229V24H233V22H232V20H234L233 17L235 18L236 16H235L234 14H233V15L230 14L231 16H228V15L226 14L227 12L225 13V12H223V11H224L225 7H230V6H232V7H230V8H226V9H231V8H233V6L236 4L235 0H226V1H225V0H222V1H220V0H219V1H218V0H214V2H213L212 0H207V1H206V0H152V1H151V0H147V2H145L146 0H142L143 3H142L141 0H140V1L136 0L137 3H139V5L136 3V1H134V2L132 1V2H131V0H130V2H131L132 4H134V5H132V4L129 2V0H127L128 3H125V2L122 3L123 1L121 2L120 0H117V1H116V0H107V2H108ZM118 1H120V2L118 3ZM125 1H126V0H125ZM191 1H192V2H191ZM233 1H234V2H233ZM241 1H242V0H240V2H241ZM244 1H245V0H244ZM244 1H242L241 3H243ZM259 1H261L260 3H262V7H264V1H262V0H259ZM259 1H256V2H259ZM39 2H40V1H39ZM144 2H145V3H144ZM175 2H176V3H175ZM240 2H239V3H240ZM247 2H248V0H247ZM247 2H246V3H247ZM120 3H122V4H120ZM229 3H230V5H229ZM237 3H238V2H237ZM239 3H238V5H235L236 7H235V6H234V7H235V8H239V7H238V6H239ZM246 3L244 2V3L242 4L244 9H245V7H246V5H245ZM260 3H259V5H260ZM119 4H120V5H119ZM125 4H131L132 8L129 7L130 5H129V6H125ZM135 4H136V5H135ZM183 4H184L185 6H184ZM226 5H227V6H226ZM242 5H240V6H242ZM259 5L257 4L256 6H259ZM124 6H125V7H124ZM133 6H134V7H133ZM137 6H138V7H137ZM189 6H191V7H189ZM126 7H127V8H126ZM135 7H136V8H135ZM260 7H261V6H260ZM262 7L260 8V10H261V11H264V9H262ZM115 8H117V9H115ZM119 8H121L120 11L118 10ZM205 8H206V9H205ZM243 8L240 7V8H239V11H240V9H241V11H243V10H244ZM122 9H124V10L122 11ZM233 9H234V8H233ZM242 9H243V10H242ZM116 10H118L119 12H117ZM128 10H129V11L132 10V11L129 12ZM190 10H191V11H190ZM231 10H232V9H231ZM257 10L260 11L259 8H257ZM225 11H226V10H225ZM94 12H95V11L93 10L92 14H93ZM127 12H129V14H128ZM123 13H124V14H123ZM223 13H225V15H224ZM94 14L97 15V12L94 13ZM120 14H121V15H120ZM127 14H128V15H127ZM191 14H192V15H191ZM228 14H229V13H228ZM119 15H120V17L122 16V17H121V20H120ZM123 16H124V17H123ZM227 16H228V17H227ZM226 17H227L228 19H227ZM229 17L231 18V19H230V22H229ZM37 18H38V20H41V16H39V17H37ZM111 18H112V21H111ZM118 18H119V19H118ZM172 18H173V19H172ZM104 19H106V20H104ZM117 19H118V20H117ZM137 19H138V20H137ZM246 19H248V18H246ZM249 19H250V18H249ZM127 20H128V19H127ZM171 20H172V21H171ZM174 20H175V21H174ZM226 20H227V21H226ZM124 21H122V24H123ZM133 21H134V22H133ZM107 22H106V23H107ZM125 22H124V23H125ZM186 22H187V23H186ZM208 22H209V23H208ZM231 22H232V23H231ZM83 23H84V22H83ZM85 23H86V22H85ZM85 23H84L83 25H86V24H87V23H86V24H85ZM106 23L103 24V28H104L103 31H104V30H105V31L110 30V27H109V29H107V28L105 27V24H106ZM183 23H184V24H183ZM219 23H220V24H219ZM227 23H228V24H227ZM132 24H133V25H132ZM168 24H169V25H168ZM195 24H196V25H195ZM214 24H215V25H214ZM120 25H121V22H120ZM123 25H124V24H123ZM131 25H132L133 27H132ZM184 25H185V26H184ZM198 25H199V26H198ZM211 25H212V28H211ZM222 25H223V26H222ZM87 26H89V25L87 24L86 27H87ZM117 26H119V25H117ZM121 26H122V25H121ZM136 26H138V27H136ZM203 26H204V27H203ZM208 26L210 27V29H209ZM213 26H214V28H213ZM219 26H220V27H219ZM129 27H131V28H129ZM183 27H184V28H183ZM199 27H200V28H199ZM215 27H216V28H215ZM118 28H119V27H118ZM118 28H117V29H118ZM121 28H122V27H120V29H121ZM203 28H204V29H203ZM207 28L209 29V31H208ZM229 28H230V27H229ZM56 29H57V28H56ZM56 29H55V31L57 32ZM87 29H90V28L87 27L86 30H87ZM106 29H107V30H106ZM122 29H123V28H122ZM135 29H137V30H135ZM202 29H203V30H202ZM224 29H225V30H224ZM40 30H41V28H38V29H37L38 32H39ZM125 30H126V31H125ZM129 30H130L131 32H130ZM211 30H212V31H211ZM217 30H218V29H217ZM87 31H88V30H87ZM105 31H104V32H105ZM119 31H120V30H118V32H119ZM128 31H129L130 33H129ZM214 31H213V32H214ZM224 31H225V32L227 31V32L230 34V36H231L232 38H230V36H228ZM41 32H43V31H40V32L37 33V35H36V38L39 39V41L36 39V41H37L36 43H38V42L41 43V42H42V41H41V38H42L44 41H43V43H41V44L38 43L39 45L36 44L37 47H36V45L34 46V48L36 47L37 49H36L35 52H33V53H35V56H32V58H33V57L35 58V60H34V59H33V60H34L35 62L39 63V64H38L39 66H40V63H42L41 65H43L44 63L47 65V63H48V59H50V56H47V55H45V54H46V51H47L48 49L50 50V49L53 47V46H51V42H48L49 39H50V41H51V37H49V38L47 37V38H48V39H47V38H45V36H44ZM53 32H54V31H53ZM116 32H117V30H116ZM118 32H117V33H118ZM132 32H133V33H132ZM165 32H166V33H165ZM233 32H234V31H233ZM233 32H232V33H233ZM106 33H109V32L107 31ZM190 33H191V34H190ZM192 33H193V34H192ZM211 33H210V34H211ZM39 34H40L41 36H40ZM48 34H49V33H48ZM130 34H132V36H131ZM133 34H134V35H133ZM166 34H167V35H166ZM202 34H203V35H202ZM225 34H226V35H225ZM125 35H126V37L124 38ZM128 35H129V36H128ZM164 35H166V37H165ZM213 35H214V34H213ZM216 35H215V36H216ZM37 36H38V37H37ZM49 36H50V35H49ZM127 36L130 37L131 40H130V39H126V38H128ZM134 36H136V37H134ZM194 36H195V37H194ZM215 36H214V37H215ZM224 36H226L225 39L227 38L228 40H227V39H226V40H221L222 37H224ZM40 37H41V38H40ZM43 37H44V38H43ZM101 37H102V35H100V36H98V37H95L96 40H93V39H95V38L92 36V39H91V36H90V37H89L90 40H88V41H89V42L91 41L90 43L93 44V45H92L93 47L90 45V48L92 47L93 50H95V48H96L97 46H99V45L101 44V42L104 40V38H103L102 41H101ZM122 37H123V39H122ZM164 37H165V38H164ZM180 37H181L182 39H181ZM189 37H190V38H189ZM193 37H194V38H193ZM134 38H135V40H134ZM217 38H218V39H217ZM97 39H98V40H97ZM119 39H120V40H119ZM162 39H163L164 41H163ZM180 39H181V40H180ZM200 39H201V40H200ZM229 39H230V40H229ZM45 40H46V41H45ZM149 40H150V41H149ZM168 40H169V41H168ZM185 40H186L187 43L185 42ZM206 40H207V41H206ZM98 41H99V42H98ZM115 41H116V40H115ZM130 41H131L132 43H131ZM135 41H138V42H135ZM140 41H141V42H140ZM181 41H182L183 43H182ZM189 41L192 42L193 44L190 43ZM202 41H203V42H202ZM204 41H206V42H204ZM218 41H219V42H218ZM228 41H229L230 43H229ZM253 41H254V43H253ZM44 42H45V43H44ZM47 42H48V43H47ZM92 42H94V43L96 42V43H95L96 45H94V43H92ZM129 42H130V44H129ZM139 42H140V43H139ZM144 42H145V43H144ZM198 42H199V43H198ZM214 42L217 44V46H218V44H220V46L217 47L216 44H215ZM217 42H218V43H217ZM220 42H221V43H220ZM232 42H233V43H232ZM237 42H238V43H237ZM247 42H248V43H247ZM250 42H251V43H250ZM258 42H259V41H258ZM7 43H8V41H7L6 44H5V40H3L2 43L0 42V45H1V46H0V49H1V50H4V49L7 50V47H6V46H8ZM90 43H89V44H90ZM99 43H100V44H99ZM136 43H137V44H136ZM176 43H177V44H176ZM228 43H229V44H228ZM231 43H232V45H231ZM235 43H236V44H235ZM240 43H241V44H240ZM244 43H245V44H244ZM249 43H250V45H249ZM252 43H253L254 45H252ZM3 44H4V45H3ZM43 44L45 45L46 50L44 49V45H43ZM49 44H50V45H49ZM118 44L114 45V47H115L114 50H117V48L120 46V45H118ZM186 44H187V45H186ZM188 44H189V45H188ZM221 44H222V45H221ZM233 44H235V45H233ZM237 44H238V45L240 44V45L238 46V48H237V47L234 48V46H236ZM5 45H6V46H5ZM101 45H102V44H101ZM128 45L125 44L124 46H128ZM182 45H183V46H182ZM193 45H194V46H193ZM223 45H224V46H223ZM244 45H246V46L248 45V46L246 47V46H244ZM42 46H43V47H42ZM88 46H89V45H88ZM191 46H192V47H191ZM199 46H200V48H199ZM202 46H203V47H202ZM207 46H208V45H207ZM207 46H206V47H207ZM226 46H227V48H225V50H224V48L221 49V47H226ZM228 46H229V47H228ZM251 46H252V48H253L255 51L251 48ZM257 46H258V47H257ZM5 47H6V48H5ZM39 47H40V48H39ZM47 47H48V48H47ZM50 47H51V48H50ZM94 47H95V48H94ZM131 47H132V48H131ZM135 47H136V48H135ZM139 47H140L142 50H141ZM186 47H187V48H186ZM194 47H195V48H194ZM201 47H202V48H201ZM230 47H231L232 49H231ZM34 48H33V51L35 50ZM42 48H43V49H42ZM97 48H98V47H97ZM97 48H96V49H97ZM172 48H173V49H172ZM184 48H185V49H184ZM189 48H190V49H189ZM208 48H209V47H207V49H208ZM218 48L221 49V54H219L220 49H219V51H218ZM228 48H229V50H228ZM233 48H234V49H233ZM243 48H246V49H245L246 52H248L247 50H249V51L251 50V51H252V53H251V51H250V53H246V54H247V56H248L249 54H250L249 56L252 55V56H251L252 58H251V57L249 58V56H248V58H249V59H253V62H254L255 57H256L257 60L259 59L258 61L255 59V60H256V61H255L256 63H253V62H252L254 65H252V66L249 65V66H248V64H250V63H247V61H248L247 59H248V58L246 59V55H243V54H245V52H244L245 50H244ZM248 48H251V49H248ZM255 48H256L257 50H256ZM99 49H100V46H99ZM135 49H136V50H135ZM191 49H192V50H191ZM197 49H198V50H197ZM200 49H201L202 51H201ZM203 49H204V50H203ZM235 49H237V51H236ZM239 49H240V50H239ZM258 49H259V51H258ZM6 50H5V51H6ZM44 50H45V53H44ZM49 50L47 51V52H48V53H47L48 55H50V54H49V53H50ZM93 50H92V52H93V54L95 55V53H94ZM156 50H157V51H156ZM172 50H173V51H172ZM187 50H188V51H187ZM189 50H190V51H189ZM222 50L225 51V52H223ZM227 50H228V51H227ZM232 50H234V51H232ZM243 50H244V51H243ZM42 51H43V52H42ZM95 51H96V50H95ZM140 51H141V52H140ZM176 51H177V52H176ZM178 51H179V52H178ZM183 51H184V52H183ZM231 51H232V52H231ZM0 52H2V51H0ZM96 52H99V51H96ZM128 52H127V53H128ZM142 52H143V53H142ZM175 52H176L177 54H176ZM190 52H191V54H190ZM192 52H193V54H192ZM230 52H231L232 54L235 52L234 54H236V56H237V57L239 56L240 58H242V57L245 56V58H242V59H246V60H243V61L246 62L245 64H247V65H245V66L242 65L243 68H240V70L242 69V70H241V71H242V75L244 74V76H246L245 78H247V79L250 80V81L247 80L248 82H250V83H252V84H253V83L255 84V85H254V84H253V85L251 84V85H249V86H248V85H245V87L247 86V89H246L245 87H243V86H242V89H243V90L240 89V91H244V93L248 94V95L245 94L246 96L244 97L246 103L251 102L250 98H252V97H249V100H250L249 102H247V101H248V98H246V97H248V96H250V95L252 94L251 96H253V101H252L251 103L254 102V103H253V106H255V109H256V106H257V105H260V106H257V107H258V110L256 109L257 111H255L254 108L252 107V112H253V113H254V111H255V112H258V115H259V116H258L256 113H255V115H257L256 117H255L254 114H253V117H254V118H253V117L250 118L251 116L248 115L249 113L247 114L248 116L245 115V117H247L246 120L248 119V117H249V119H251V120L253 119L252 121L249 120V121H250L249 123H248V120H247V123L244 122V121H245V119H244L245 117L243 116V114H246V108H247V107L251 109V106L249 107V105H252V104L249 103V105L247 104V105H248L247 107L245 106L246 108L244 107L245 109L243 108L244 103H242V101L244 102V99L242 100L241 97L244 96V93H243V96H241L242 94L239 95V97H240V102H241V104L243 105V106H242V105L240 104L242 107H241L240 105H239V106H240L242 109L245 110V112H244L243 114L241 113L242 115L240 116V117H241V118H240L238 115H239V113H240L241 111L243 112V110H242V109L239 110V109H240L239 106H238V108H236V107H237L236 104H238V102H236L235 104L233 103V101H234V100L236 101L237 99H234L232 102H230L229 99H226V98H227L226 96L229 95V94H230V93H229V94H227L226 96L224 95V96L226 97V98L223 97V98H225V99H224L225 101H224L223 98L220 97V93L217 91L218 89L216 88V87H220V86H222L223 89H225V88H224V85H225V87H226V91L229 90L228 88H230L231 90H234V89H235L234 91H231V90H230L231 92H234V93H235V91H236L235 86L232 85V84H234V82H233V80H232V79H233V78H232V74H230V72H228V71H230V69H228V67H223V66H224V63H223L222 60H221V61L219 60L220 57H218V59H217V56H218V55H221V56H222V53H224V54H225V53L228 54V53H230ZM238 52H239V53H238ZM240 52H241V53H240ZM242 52H244V53H242ZM254 52L256 53V54H255V57L253 56ZM3 53H5V52L3 51ZM43 53H44V54H43ZM171 53H172V54H171ZM231 53H230V54H231ZM258 53H259V54H258ZM261 53H262V55H261ZM90 54H91V53H90ZM174 54H175V56H173ZM208 54H209V53H208ZM237 54H239V55H237ZM240 54H241V55H240ZM257 54H258V55H257ZM33 55H34V54H33ZM44 55L47 56V57H45L46 59L44 58ZM132 55H134V56H132ZM144 55H145V56H144ZM158 55H159V56H158ZM179 55H180V56H179ZM193 55H194V56H193ZM256 55H257L258 57H257ZM42 56H43V57H42ZM91 56H92V54H91ZM91 56H90V59H91V60H93V59H97V58H93V56H92V57H91ZM167 56H168V57H167ZM172 56H173V57H172ZM176 56H177V57H176ZM208 56H209V55H208ZM241 56H242V57H241ZM39 57H40V58H39ZM48 57H49V58H48ZM175 57H176V58H175ZM253 57H254V58H253ZM259 57H260V58H259ZM261 57H262V58H261ZM47 58H48V59H47ZM174 58H175V59H174ZM191 58H192V59H191ZM197 58H198V59H197ZM207 58H208V57H207ZM37 59H38V60H37ZM44 59H45L47 62H45ZM136 59H137V61H136ZM145 59H147V61H146ZM213 59H214V60H213ZM216 59H217V60H216ZM142 60H143V61H142ZM166 60H167L168 62H167ZM173 60H174V61H173ZM185 60H186V61H185ZM215 60H216L217 62H215ZM38 61H39V62H38ZM42 61H44V62H42ZM89 61H90V60H89ZM93 61H94V60H93ZM93 61H92V63L95 65V63L97 62V60L94 61L95 63H94ZM134 61H135V62H134ZM148 61H149V62H148ZM178 61H179V62H178ZM251 61H252V60H251ZM261 61H259L260 63H258V64H259V65H264V63H262V62H264V61H262V62H261ZM159 62H160V63H159ZM182 62H183V64H182ZM194 62H195V63H194ZM208 62L211 64V66L209 65ZM219 62H220V63H219ZM249 62H250V60H249ZM90 63H91V62H90ZM134 63H135L136 65H135ZM142 63H143V64H142ZM180 63H181V64H180ZM194 64H195L196 66H195ZM199 64H200V63H199ZM46 65H43V66H45V68H44L43 66H41V67H43V70L45 69V71L48 70V69L46 68ZM91 65H92V64H91ZM94 65H92V66H94ZM119 65H120V64H119ZM119 65H118V67H119ZM139 65H140V66H139ZM149 65H150V66H149ZM171 65H172V66H171ZM174 65H177V67H178L180 70L178 69V71H177V70H176L177 68L175 69V68H174V67H175ZM193 65H194V66H193ZM141 66H143V67H141ZM146 66H147V67H146ZM255 66H256V68H257V72H261V74L259 73L260 75L256 77V79L258 78L257 81H256L255 78H253V79H255V81H256L257 83H261L262 80H264V69H262V71H259V70H261V68H264V67H259V66H257V65H255ZM118 67L116 68L117 70H116L115 72H118V73L120 74V72H121L126 66H124V68H123V65H122V66H120V67H121L120 69H118ZM220 67H221V68H220ZM251 67H252V68H251ZM258 67H259L260 69H258ZM122 68H123V69H122ZM134 68H136V69H134ZM143 68H144V69H143ZM206 68H208V70H207ZM219 68H220V69H219ZM222 68H223L224 70H223ZM229 68H230V67H229ZM46 69H47V70H46ZM127 69H125V70L127 71ZM138 69H139V70H138ZM225 69H226V70L228 69L226 72L228 73V75L230 74V75H229L230 77L226 75L227 73L225 72ZM233 69L236 70L235 68H233ZM233 69H232V67H231L232 72H233ZM250 69H249V70H250ZM118 70H120V71H118ZM133 70L136 71V72L133 73ZM170 70H171L172 72H171ZM41 71H42V70H41ZM45 71H44V72H45ZM126 71H125V73H126ZM131 71H132V72H131ZM137 71H138V73H137ZM139 71H140V72H139ZM157 71H158V72H157ZM168 71H169V72H168ZM210 71H211V72H210ZM44 72L42 71V73H44ZM186 72H185V73H186ZM191 72H194V74L191 73ZM208 72H209V73H208ZM220 72H221V73H220ZM235 72H236V71H235ZM243 72H244V73H243ZM257 72H255V73H257ZM46 73H47V72H46ZM46 73H45L44 75H46ZM121 73H123V71H122ZM125 73H124V74H125ZM131 73H133V74H131ZM163 73H164V74H163ZM173 73H175V74L173 75ZM188 73H189V74H188ZM225 73H226V74H225ZM119 74H118V75H119ZM155 74H156V75H155ZM171 74H172V75H171ZM195 74H196L198 77H197ZM207 74H208V75L210 74V75L208 76ZM216 74L218 75V77H217ZM220 74H221V75H220ZM233 74H234V73H233ZM257 74H258V73H257ZM257 74H256V75H257ZM116 75H117V73H116ZM118 75H117V76H118ZM122 75H123V74H122ZM122 75H121V76H122ZM132 75H133V76H132ZM135 75H136L137 77H135ZM141 75L139 74V78H140ZM158 75H159V77H160L159 80L162 79L161 81H163V82H162V83H161V82L159 83V84H160V87L158 86L159 84L157 85L158 87L155 86V88H156V89H155V88H154V84H151V83H153V81H154L153 78L156 79ZM163 75H164V76H163ZM204 75H207V79L210 77V85H209V84L205 85V84H203L204 82L201 81V80H202V79H201L202 77H200V76L205 77ZM247 75H248V76H247ZM254 75H255V74H254ZM8 76H9V75H8ZM8 76H5V78H7ZM10 76H11V75H10ZM117 76H116V77H117ZM123 76H124V75H123ZM154 76H155L156 78H155ZM174 76H175L176 79L174 78ZM195 76H196V77H195ZM214 76H215V77H214ZM219 76L221 77V79H220ZM249 76H250V77H249ZM260 76H261V77H260ZM118 77H119V76H118ZM134 77H135V78H134ZM144 77H145V78H144ZM163 77H164V78H163ZM172 77H173V78H172ZM186 77H187V78H186ZM222 77H223V78H222ZM254 77H255V76H254ZM8 78H9V79H8ZM8 78L5 79V80H1V82H0V84L3 83V82H4L3 84H5V85L2 84V85H3L2 87H1V85H0V87H1V88H0V92L3 91V93H4V92L6 91V94H7V95H8L7 91L9 90V88H10L11 86H16V87L18 88V86H19V85H18V84H19L18 82H19L20 80H22V79H20V78L17 77V78L19 79V81L17 82L18 84L16 83V85H15V82L17 81V79H16V75H14V77L11 76V78H10V77H8ZM14 78H15V80H14ZM139 78H138V79H139ZM170 78H171L172 80H171ZM191 78H193V79H191ZM198 78H199V80H198ZM228 78H229V79L232 78V79H231V80H228ZM261 78H262V80H261ZM102 79H103V78H102ZM104 79H105V81H102L100 78L97 80V77H95V80H96V81H93V82L91 83V85L88 86V89H86V92H85V90H83V92L78 91L77 93L74 94V92L72 91L73 95H74L76 98L73 99V100H74V101H73V100L69 97V98L73 101V103H74V105H73V103H71V105L67 106L68 108H69L70 106H73V107H71V110H70V111H72L73 109H76V108H75L76 106H77V109H78V110L81 109L80 107H82V108L85 110V109H86V106L83 107L84 105H88V103H90V106H91V104L93 105V103H94L95 100L98 101V99H99V101H101L102 99H101L100 97H104V96L107 97L108 99H103V100L101 101L102 103H104V102H108V103H109V101H107V100H109V97H108V96H112V95H113V98L110 97V99L112 98L111 101H114V102H115V99H116V101H118V96H119V95L117 96V94H119V93H117L115 90H112L113 88L115 89L114 86H117V85L115 84L114 81H111V79H109V78H108V79L110 80V83H107V81H109L107 78H104ZM169 79H170V80H169ZM174 79H175V80H174ZM211 79H212V80H211ZM10 80H13L14 82H13V81H10ZM106 80H107V81H106ZM140 80H139V81H140ZM164 80H165V81H164ZM167 80H168V81H167ZM173 80H174V81H173ZM193 80H194V81H193ZM195 80H197V81H195ZM208 80H209V79H208ZM213 80H214L215 83L213 82ZM215 80H218V81H215ZM2 81H3V82H2ZM54 81H56V79L52 80V84H49V86H51V87H53V88H51V87L48 86V88L43 89V90H45L46 92H47V91L49 92V93L47 92L46 94H44L45 92H40L42 89H39L40 91L38 90V92H40V94L37 93V92H34L35 89H33V88H36V87L34 86V84L31 83L30 81H29L30 83H29L28 81L25 82L24 80H23V81H20L21 84H22V85H21L22 90H21L20 86H19L18 89H20L21 91H19L18 89H17V90H18V92H23L22 95L25 96L23 100L26 99L25 101H29V100H30L29 98L32 99V100H31L32 103H30V105H32V107H34L33 105H36V107H38V108H40V107L44 108V107H45L44 105H48V104H49L50 109L52 108L51 110H54L55 108L58 107V103H59V106H62V108H63V106H64V107L66 106V103H67V102L71 101V100H68V101H66V103L64 102V101L66 100V98H65V100H64V98H63V94H64V93L62 94V91H61V90H63V92L65 91V88H64V87H66V86H65V84H63V82H65V81L63 80V82L60 83L61 85L58 84V81H57V83L55 84ZM61 81H62V80H61ZM132 81H130V82H132ZM151 81H152V82H151ZM171 81H173V82H171ZM175 81H176V82H175ZM198 81H199V83H197ZM211 81H212V82H211ZM225 81H226V82H225ZM231 81H232V83H231ZM258 81H259V82H258ZM260 81H261V82H260ZM11 82H12V83H11ZM27 82H28V83H27ZM59 82H60V81H59ZM94 82H95V83H94ZM113 82H114L115 85L113 84ZM147 82H148V83H147ZM248 82H247V83H248ZM10 83H11V86H10ZM13 83H14V85H13ZM50 83H51V82H50ZM53 83H54L55 85H53ZM99 83H100V84H99ZM111 83H112V84H111ZM132 83H133V82H132ZM144 83H145V84H144ZM195 83H196V84H195ZM211 83H213V84H211ZM221 83H222V84H221ZM225 83H227V84H225ZM250 83H249V84H250ZM28 84H29V85H28ZM31 84H33L34 87H31V86H32ZM57 84H58L59 86L64 85V86H63V89H61V87L58 88L59 86H57ZM161 84H162V86H161ZM173 84H174V85H173ZM198 84H199V85H198ZM201 84H202V85H201ZM262 84H264V83H262ZM52 85H53V86H52ZM113 85H114V86H113ZM142 85H141V87H142ZM150 85H151V86H150ZM172 85L175 86V88L173 87V88H174L173 90H172V88H171ZM200 85H201V86H200ZM204 85H205V86H204ZM213 85H214V86H213ZM111 86H113V87H111ZM146 86H147V87H146ZM148 86H149V87H148ZM177 86H178V87H177ZM194 86H195V88H194ZM202 86H203L204 88H203ZM251 86H252V87H251ZM5 87H6V88H5ZM16 87H14L13 90H14ZM89 87H91V88L93 87V88L90 89ZM105 87H106V88H105ZM161 87H162V88H161ZM209 87H211V88H209ZM248 87H250L249 90H248ZM4 88H5V89H4ZM7 88H8V89H7ZM50 88H51V91H50ZM100 88H101V89H100ZM117 88H118V87H116V89H117ZM150 88H151V89H150ZM262 88H264V87H262ZM6 89H7V90H6ZM52 89H53V90H52ZM89 89H90V90H89ZM103 89H104V90H103ZM140 89H141V90H140ZM146 89H147V91H145ZM157 89H158V90H157ZM208 89H212V90H215V91L218 92V93H216V92L214 93V92H213V95H215V94L218 95V97H217V99H216L218 102H215L216 104L213 103V100H214L215 98H214V96L212 95L213 99H211L212 97H210L211 94L209 93ZM216 89H217V90H216ZM244 89H245V90H244ZM254 89L252 88V90H254ZM67 90H68V89H67ZM67 90H66V91H67ZM138 90H139V91H138ZM156 90H157V93H155ZM164 90H165L166 92H165ZM184 90H185V91H184ZM205 90H206V91H205ZM212 90H211V91H212ZM246 90H248V91H246ZM255 90H254V91H255ZM10 91H11V95H10V96H7V97H9V100H10V98L12 99V97L14 96V92L12 91V87H11V90H10ZM36 91H37V90H36ZM70 91H71V90H70ZM170 91H172V92H170ZM179 91H180L181 93L184 92L185 95L181 94ZM204 91H205V92H204ZM75 92H76V91H75ZM94 92H95V93H94ZM110 92H111V93H110ZM114 92H115V94H113ZM153 92H154V94H153ZM158 92H159V93H158ZM169 92H170V93H169ZM248 92H249V93H248ZM252 92H253V91H252ZM1 93H2V92H1ZM9 93H10V92H9ZM12 93H13V96H12ZM42 93H43V94H42ZM59 93H60L61 95H60ZM68 93H69V90L67 91V94H68ZM97 93H99V94H97ZM102 93H104V94H102ZM109 93H110V94H109ZM178 93L180 94V96H178V97L176 98V101H175L176 103H175V102H173V101H174V96H175L176 94H178ZM199 93H200L201 95H200ZM202 93H203V94H202ZM205 93H206V94H205ZM239 93H240V92H239ZM58 94L60 95V97L62 96V97H61V98L63 99V100H61L62 102L60 101L61 98L59 97ZM67 94H66V95H67ZM76 94H77V95H76ZM79 94H80V95H79ZM101 94H102V96H101ZM161 94H162V95H161ZM179 94H178V95H179ZM194 94H195V95H194ZM204 94H205V95H204ZM222 94H223V93H221V96H223ZM249 94H250V95H249ZM261 94H262V95H261ZM0 95H1V94H0ZM66 95L64 94L65 97H66ZM73 95H71V92H70V96H73ZM89 95H90V96H89ZM95 95H96V97H95ZM137 95H138V93H137ZM137 95H136V96H137ZM151 95H152V96H151ZM168 95H169V96H168ZM202 95H203V96H202ZM231 95H232V94H230V96H231ZM255 95H256V97L259 95V96L257 97L258 100L256 99ZM23 96H21V97H23ZM67 96H69V94H68ZM176 96H177V95H176ZM204 96H206V97H204ZM230 96H229L228 98H230ZM93 97H95V100H94ZM97 97H98V99H96ZM159 97H158V99H159ZM181 97H182V100H181ZM215 97H216V96H215ZM232 97L234 98L235 96L232 95L231 98H232ZM237 97H238V94H237ZM239 97H238V100H239ZM254 97H255V99L257 100V102H259V103L255 102L256 100H254ZM67 98H68V97H67ZM167 98H168V99H167ZM171 98H172V99H171ZM178 98H180V99H178ZM231 98H230V99H231ZM235 98H236V97H235ZM27 99H28V100H27ZM33 99H34V101H33ZM58 99H59V100H58ZM138 99H139V100H138ZM141 99H142V100H141ZM164 99H166V101H164ZM170 99H171V102H172V103H170ZM92 100H94V101H92ZM105 100H106V101H105ZM216 100H215V101H216ZM227 100L229 101V103H228ZM238 100H237V101H238ZM58 101H59V102H58ZM77 101H78V104H76ZM91 101H92L93 103H91ZM103 101H104V102H103ZM139 101H140V102H139ZM141 101H142V103H141ZM156 101H157V103H159L160 99H159V100L156 99ZM177 101H180V102H179L178 105L175 106V104L178 103ZM235 101H234V102H235ZM4 102L6 103V105L8 104V102H6V101H4ZM34 102H35V103H34ZM36 102H37L38 104H36ZM60 102H61V103H60ZM79 102H80L82 105H81ZM95 102H96V101H95ZM160 102H161V101H160ZM198 102H199V103H198ZM223 102H224V103H223ZM225 102H227V104H226ZM240 102H239V103H240ZM5 103H2V104H5ZM39 103H40L41 105H40ZM64 103H65V104H64ZM69 103H70V102H69ZM69 103H68V104H69ZM85 103H86V104H85ZM133 103H134V102H133ZM154 103H156V102H153V104H154ZM157 103H156V104H157ZM180 103H181V104H180ZM255 103H256L257 105H255ZM2 104H1V105H2ZM9 104H10V102H9ZM60 104H61V105H60ZM114 104H115V103H114ZM184 104H186V106H185ZM203 104H204V105H203ZM214 104H215V106H214ZM220 104H221V106H220ZM230 104H234V105H235V108L232 107V106H230ZM6 105L1 106V107L4 108ZM38 105H39V106H38ZM56 105H57V106H56ZM79 105H80V107H79ZM132 105H133V106H132ZM179 105H180V106H179ZM202 105H203V107H202ZM216 105H217V106H216ZM223 105H224V106H223ZM234 105H233V106H234ZM43 106H44V107H43ZM52 106H53V107L55 106V108H53ZM74 106H75V107H74ZM108 106H109V105H108ZM108 106H107V104H106V107H107V108H108ZM157 106H158V104H157ZM168 106H169V107H168ZM178 106L180 107V111H179V107H178ZM7 107H8V110H10V108H9L10 105H9V106L7 105ZM7 107H6V109H7ZM36 107H34V108H32V109H33V110L35 109L36 111H38V109H37ZM46 107H47V106H46ZM67 107H66V108H67ZM106 107H104V108L107 110ZM112 107H113V106H111V107H109V108L111 109ZM154 107H155V106H154ZM161 107H162L163 109H162ZM189 107H190V106H189ZM66 108H65V109H66ZM68 108H67V109H68ZM109 108H108V110H107L108 112L104 109V110L108 113V115H109V110H110ZM132 108H131V109H132ZM165 108H166V109H165ZM181 108H184V109L182 110ZM232 108H233V109H232ZM6 109L4 108L5 111H6ZM32 109H30V110H32ZM44 109H45V108H44ZM48 109H49V107H48ZM77 109H76V110H77ZM83 109H82V110H83ZM94 109H95V108H94ZM170 109H171V110H170ZM217 109H218V110H217ZM225 109H226V110H225ZM234 109L237 110V111H235ZM250 109H248V110H250ZM2 110H3V109H2ZM24 110H25V108L23 109V111H24ZM35 110H34V111H35ZM45 110H46V109H45ZM76 110H74V111H76ZM78 110H77V113L80 112V111H78ZM82 110H81V111H82ZM89 110H90V108L88 109V111H89ZM92 110H93V109H91V111H92ZM97 110H98V109H97ZM97 110L95 109L96 113H97ZM132 110H133V109H132ZM161 110H162V111H161ZM185 110H186V109H185ZM187 110H188V108H187ZM187 110H186V111H187ZM216 110H217V111H216ZM219 110L221 111V112H220L221 114L218 112ZM224 110H225V111H224ZM253 110H254V111H253ZM23 111L21 110V112H23ZM25 111H26V110H25ZM25 111H24V112H25ZM34 111H33V112H34ZM70 111H69V114L71 113V114H70L71 116H70V115H68L67 117L65 116V119H64L65 121L63 120L64 117L59 118L60 120L57 118V120H56L57 123L60 124V123H61V120H63L65 123H66V122H68V123H75L74 121L76 120V122H77L78 124H81L82 122L85 123V121H87V119H88V120H89V119L91 120L93 117H96V115L93 116V115H94V112H95L94 110H93V115L90 114V112L88 113L91 117H90L89 115H88V116L86 115L87 117L83 115L84 117H82L81 115H82V114H85V113H83V112H81L82 114H81V113L76 114V115H77V116H76V115L74 114V113H75L74 111H73L74 113H72V112H70ZM174 111H173V112H174ZM181 111H182V113H181ZM186 111H185V112H186ZM227 111H229V113H228ZM238 111H240V112H239V113H236V112H238ZM21 112H20V115H21V116L18 115V117H19V118H20V117H21V118H24V117H25V116H23L24 112H23V114H21ZM27 112H28V110H27ZM27 112H25V114H27ZM101 112H102V110H101ZM173 112H172V113H173ZM178 112H179V113H178ZM247 112H249V111H247ZM250 112H251V110H250ZM29 113H30V111H29ZM31 113H32V111H31ZM98 113H100V111H99ZM98 113H97L98 116H99V115L102 116V113H104V112H102L101 114H98ZM107 113H106V116H105V117H110L111 114H110V116H107ZM129 113H130V112H129ZM131 113H132V112H131ZM159 113H160V114H159ZM167 113H168L169 115H168ZM204 113H205V115H204ZM232 113H233V115H235V116H232V115H231ZM235 113H236V114H235ZM259 113H260V114H259ZM25 114H24V115H25ZM73 114L75 115V117H73V116H74ZM216 114H217V115H216ZM222 114H225L224 116H225L226 118H229L228 116H226V115H229V114H230V116H231L232 118H234V117L237 118V117H238V118H239V119H238L239 122H240L241 120H244V121L242 122V125L238 123V126L241 125L242 128H243V127L245 126V125L243 126V124L246 123V126H247V129H248V130L246 129V130L242 131V133H241V131H239V133H240V137L237 136V137L241 138V136L244 135L243 132H244V133H247V135H244L245 137H242L243 140H241V139L238 140L239 138L237 139V137L235 138L236 133H238L237 130H241V129H242L241 126L238 128L236 125H231V124H233V123H231V124H230L231 126H229L228 122H230V121H228V122L226 123V121L224 120L225 123L223 122L224 125L227 124L225 130L228 131V132H226L225 130H223V131L221 132V129L224 128V126H223L222 122H220V120L216 121L215 118H220L221 120L224 119V118H222V117H224V116H222ZM72 115H73V116H72ZM103 115H105V114H103ZM154 115H155V114H154ZM173 115H174V113H173ZM214 115H215V116H214ZM218 115H220V116H218ZM236 115H237V116H236ZM250 115H252V113H250ZM22 116H23V117H22ZM69 116H70V117H69ZM80 116H81V117H80ZM92 116H93V117H92ZM130 116H131V117H130ZM160 116H161V117H160ZM171 116H172V115H171ZM171 116H170V117H171ZM174 116H175V115H174ZM174 116H173V117H174ZM176 116H178V115H176ZM217 116H218V117H217ZM221 116H222V117H221ZM260 116H261V118H260ZM127 117H128L127 119H129V117L132 118V119L134 118V116H132V114H131V115L129 114V116H127ZM148 117H149V115H147V119H148ZM150 117H154V116H150ZM150 117H149V118H150ZM157 117H158V116H157ZM231 117H230V118H231ZM243 117H244V118H243ZM72 118H74V119H72ZM76 118H77V119H76ZM81 118H85V119L82 120ZM97 118H99V117H97ZM100 118H102V117H100ZM162 118H164V120H162ZM187 118H189V117H187ZM226 118H225V119H226ZM236 118H234V119H236ZM255 118H257V119H256L257 121L255 120ZM102 119H104V118H102ZM154 119H153V121H154ZM160 119H161V121H163V122H161ZM189 119H190V118H189ZM189 119H188V120H189ZM191 119H192V118H191ZM20 120H21V119H20ZM70 120H71V121H70ZM80 120H81L82 122H81ZM129 120H131V119H129ZM133 120H135V119H133ZM186 120H187V119H186ZM226 120H227V119H226ZM254 120H255V122H254ZM22 121H23V119H22ZM63 121H62V122H63ZM142 121H143V119H141L140 121H139V119H138V120H137V123H136L135 121H134V122L130 121L131 127H128V126H130V125H128V126L125 128V126H126L125 124H123V125H124L123 128H125V129H123V128L121 127V128L123 129V130H121V131H122V132L124 131L123 133H122V132H121V133H120V132L117 133V131L114 132V133H116V134H115V135H116V138H117V137H118V138H121V139H119V142H120V141H121V142H124V141H125L124 139H126V140H127V143H128L129 140L132 139L131 136H134V138H135V136H138V135H139V133H138L137 135L135 134L137 131H140V130H141V131L144 132V133H145V132H148V130L150 129L149 126H148V123H147V130H146V131H143V129L145 130V128H146V122L144 123L145 120H144L143 122H142ZM128 122H129V121H128ZM217 122L221 123L222 125H221V126H220V125L216 126L217 124H219V123H217ZM252 122L255 123V124L252 125ZM256 122H257V125H258L257 128H256V126H255V125H256ZM133 123H136V126H135V124H133ZM202 123H203V124H202ZM208 123H209V124H208ZM215 123H217V124H215ZM250 123H251V124H250ZM61 124H62V123H61ZM61 124H60V125H61ZM127 124H128V123H127ZM234 124H235V123H234ZM236 124H237V123H236ZM259 124H260V125H259ZM165 125H167V124H165ZM165 125H164V129L167 130V129H166L167 126H165ZM194 125H195V124H194ZM194 125H193V126H194ZM262 125H264V124H262ZM132 126H133V128H132ZM195 126H196V125H195ZM228 126L230 127L229 130H228V128H227ZM134 127H135V128H134ZM217 127H219V128H217ZM220 127H222V128L220 129ZM236 127H237V128H236ZM131 128H132V129H131ZM188 128H187V129H188ZM245 128H246V127H245ZM255 128H256V129H255ZM164 129H163V131L165 132ZM193 129H194V132H193ZM216 129H217V130H216ZM231 129H232V130H231ZM235 129H237V130L235 131ZM251 129H252V130H251ZM254 129H255V130H254ZM130 130H131V131H130ZM136 130H137V131H136ZM191 130H192V132H191ZM199 130H201L202 132H201V131L199 132ZM203 130H204V131H203ZM219 130H220V131H219ZM242 130H243V129H242ZM119 131H120V129H119ZM141 131H140V133H141ZM163 131H162V132H163ZM175 131H178V130H175ZM196 131L199 132V133H198L199 135L202 133V134H201L202 136H201V135H200V136H198V135H197V136H194ZM224 131H225V132H224ZM246 131H247V132H246ZM248 131H249V132H248ZM132 132H133L134 134H133ZM150 132H151V129H150ZM162 132H161V133H162ZM164 132H163V133H164ZM234 132H235V133H234ZM148 133H149V132H148ZM163 133H162V134H163ZM181 133H182V131H180V133H179V132L176 133V134H178V135H177L178 137H176V139H177V138H178V140L181 139V136H179V134L181 135ZM193 133H194V134H193ZM196 133H197V132H196ZM117 134H118V135L120 134V135L117 136ZM127 134H128V135H127ZM130 134H131V135H130ZM141 134H142V133H141ZM176 134H175V136H176ZM185 134H186V133H185ZM221 134H222V136H225V137H227L226 135H228V138H225V139L223 140V139L221 138V137H222ZM224 134H226V135H224ZM242 134H243V135H242ZM219 135H220V136H219ZM230 135H231V136H230ZM234 135H235V136H234ZM129 136H130V137H129ZM175 136L173 137V138H174V142H175V140H176V139H175ZM203 136H204V137H203ZM229 136H230V137H229ZM246 136H247V137H246ZM183 137H184V135L182 134V139H181V141L184 140ZM192 137H193V139L191 140ZM200 137H201V138H200ZM217 137H220L222 140L218 139ZM134 138H133V139H134ZM160 138H161V137H160ZM179 138H180V139H179ZM230 138H231V139H230ZM128 139H129V140H128ZM133 139H132L131 141H133ZM199 139H200V141H199ZM228 139H230V141H228V145H229V146H226V144L224 143V145H225L224 147H226V148L228 147L227 149H230V150H227V149L224 150V149H225L224 147H223L224 149L221 148V147L223 146L222 143H223V141H226V140H228ZM235 139H237L238 141L235 140ZM244 139H245V140H244ZM122 140H123V141H122ZM178 140H176V142L174 143V145H176V143H179V142H180V141L177 142ZM185 140H186V138H185ZM185 140H184V141H185ZM117 141H118V139H117ZM131 141H130V142H131ZM160 141H162V140H160ZM163 141L166 142V140H164V139H163ZM163 141H162V142H163ZM172 141H173V139H172ZM221 141H222V143H221ZM121 142H120V143H121ZM125 142H126V141H125ZM130 142H129V143H130ZM133 142H135V140H134ZM133 142H132V143H133ZM138 142H139V141H137V143H134L133 146L135 145V146L137 147V145H139V147H140V145H143V143L141 144L142 141L140 142V144H138ZM162 142H161V143H162ZM167 142H168V141H167ZM182 142H183V141H182ZM182 142H181V143H182ZM197 142H199V144H198ZM132 143H130V144H132ZM145 143H146V142H145ZM170 143H171V142H170ZM181 143H180V145L178 144V146H181V147H182L183 145H182ZM226 143H227V142H226ZM240 143H241V144H240ZM245 143H246V145H245ZM164 144H165V143H164ZM164 144L162 143V146H163ZM221 144H222V146H221ZM239 144H240V145H239ZM170 145H171V146H169V144L167 145V146L169 147L168 149H170V147L172 148V144H170ZM193 145H194V146H193ZM219 145H220V146H219ZM135 146H134V147H135ZM143 146L146 147L147 150H145L146 148H143L142 146H141L142 148H140V149H139V147H138V148L135 147V150L137 149V151L134 150L135 153H134V152H131V154H132V156L134 157V159H133V157H132V159L129 158V157H131V156H130L131 154H130L129 156L125 157V159L130 160V162L132 161V163L138 162V164L136 163V164H137L136 166H138V165H139V161H138L139 158L141 157V158H140V161H141L142 156H143V159L146 157V156L144 157L145 152H147V151L149 152V151H150V150L148 149V145L146 146V144H144ZM176 146H177V145H176ZM195 146L199 147V149L196 148ZM243 146H245V147L243 148ZM134 147H133V148H134ZM164 147H165V146H164ZM164 147H163V148H164ZM201 147H202V148H201ZM229 147H230V148H229ZM231 147H232V148H231ZM166 148H167V147H166ZM220 148H221V149H220ZM233 148H234V149H233ZM249 148H248V150L252 153L253 150L251 151V149H249ZM12 149H14V148H12ZM16 149H17V148H15L14 150L16 151ZM113 149H115V147L113 148L112 146H110V152H111V150L113 151ZM9 150H10V149H9ZM9 150H8V151H9ZM191 150H192V151H191ZM219 150H221V151L223 152V153H222V152H221V153H222V155H224V156L221 157V158H222V159H220L221 161L219 160V158H220L219 156H220V155L218 156V157H219L218 159H217V157H216V160H218V162L220 161L219 164H217V166L219 167V169H218V167L215 168L216 165H215V167H214L215 169H213V166H214L213 164H214V163L216 164L217 161L214 160L215 158H211L210 155H211L212 151L215 152V151H219ZM223 150H224L225 152H224ZM236 150H237V151H236ZM12 151H13V150H12ZM15 151L12 152V153H13L12 156H14V152H15ZM17 151H18V150H17ZM114 151H115V150H114ZM166 151H167V149L163 152V153H165V154H163V155L161 154V155H162V161H161V162H165L164 159L168 156L167 153H168L169 150H168L167 152H166ZM210 151H211V152H210ZM227 151H228V152H227ZM229 151H230V153H229ZM245 151H246V152H245ZM0 152H1V154L4 153V152H2V151H0ZM9 152H10V151H9ZM115 152H118V151L116 150ZM115 152H114V153H115ZM177 152H178V151H177ZM179 152H178V153H179ZM12 153H10V160L14 158V157L11 156ZM161 153H162V152H161ZM169 153H170V152H169ZM215 153H216V152H215ZM215 153H212V154H214V155H212L213 157L217 155V153H216V154H215ZM219 153H220V152H219ZM226 153H227V155H226ZM5 154H6V153H5ZM7 154H8V153H7ZM110 154L112 155V152H111ZM133 154H134V155L136 154V155L134 156ZM170 154H171V153H170ZM209 154H210V155H209ZM238 154H237V155H238ZM241 154H242V152H240V155H241ZM2 155H4V154H2ZM2 155H0V156H2ZM113 155H114V154H113ZM141 155H142V156H141ZM146 155L148 156V153H146ZM166 155H167V156H166ZM179 155H178V156H179ZM222 155H221V156H222ZM137 156H140V157L138 158V160L136 159ZM181 156H180L179 160H181ZM208 156H209V157H208ZM238 156H239V155H238ZM4 157H5V155L2 156V157H0V160H1V161H0V165H1V167H0V171H2L3 169L5 170V168L7 167V165H6L5 168L2 167V164L5 163L4 161H7V159H4V160H3ZM8 157H9V156H7V158H8ZM100 157H101V156H100ZM169 157H170V155H169ZM203 157H204V159H203ZM207 157H208V158H207ZM225 157H226V158H225ZM236 157H237V156H236ZM5 158H6V157H5ZM159 158H161V157H159ZM209 158L213 159L215 162H214L213 164H211L212 161H211V163L205 161V162H207V163H206L207 167H206L205 165L203 166V163L205 164L204 160H205V159H206V160L208 159V161H210ZM231 158L234 159V160L232 161ZM251 158H252V157H251ZM97 159H98V158H97ZM97 159H96V160H97ZM101 159H102V157H101ZM101 159H100V160H101ZM125 159L123 158V160H121V159H119V160H120V161H123V162H124V161L126 162ZM135 159H136L137 161H136ZM143 159H142V161H143ZM146 159H147V158H145L144 161H145ZM169 159H170V158H169ZM200 159H201V160H200ZM246 159H247V158H246ZM246 159H242V162H243V161H246ZM100 160L96 161L97 164H98V167L95 165L96 163H94V165L96 166L95 169H100V168H101V170H105V171H106V170H108V169L111 167V166L109 167V165L113 164V163H112L113 161H112V162L110 161L111 163L109 162V163H110V164H109L108 161H107L105 158H104V162H101L102 160H101V161H100ZM105 160H106V161H105ZM134 160H135V161H134ZM160 160H161V159H159L158 161L160 162ZM165 160H166V159H165ZM167 160H168V158H167ZM167 160H166V161H167ZM248 160H249V159H247V161H248ZM253 160H254V159H253ZM258 160H256L257 163H260L261 161L259 162ZM117 161H118V160H117ZM168 161H169V160H168ZM168 161H167V162H168ZM227 161H228V163L225 164ZM256 161H254V162H255V165L257 164ZM106 162L108 163V166H107V167H109V168L106 167V165H107ZM118 162H119V161H118ZM123 162H122V163H123ZM128 162H129V161H127V163H128ZM130 162L127 164L129 167H130L129 164H131ZM167 162H166V163H167ZM231 162H230V163H231ZM240 162H241V161H240ZM248 162H249V161H248ZM254 162H253V163H254ZM114 163H116V162H114ZM119 163H120V162H119ZM119 163H117V166H116L115 164H113L112 167H111L112 169H110V170H114V169H115L114 165L117 167L116 169H119V170H120V171L116 170V175L118 174L119 176H117V177H118V178L120 177V178L118 179L117 177H115V179L117 178L118 181L120 182L121 179L128 178V177H126V176H127V175H126L127 172H126V174H125V172L123 173V171H125V169L123 170V169L118 168V167H120V166H118ZM122 163L119 164V165H122V166H123ZM141 163H142V162H140V167H137V168H142L141 165H143V163H142V164H141ZM208 163H209V164H208ZM251 163H252V162H251ZM5 164H6V163H5ZM99 164H102V165H99ZM105 164H106V165H105ZM125 164H126V163H125ZM158 164L160 165V163H158V162H157L156 165H155L156 170H158L157 168H159V165H158ZM164 164H165V163L161 164V166H160V169H159V170H160L161 172H162V170L164 169L163 166H166L168 163H167L166 165H164ZM223 164H224V165H223ZM232 164H234V163H232ZM131 165H133V167L131 166V167H130L131 169H129V170H130V172H132V171L134 172V173L132 172L131 176H132L133 174L135 175V174H136L135 172H138L137 175H139V173L142 172L141 170L138 171L136 168L133 169V168L135 167L134 164H131ZM144 165H145V164H144ZM144 165H143V168H144ZM162 165H163V166H162ZM208 165H210V167L214 170V172L211 171L212 169L209 168ZM257 165H259V164H257ZM260 165H261V164H260ZM103 166H105V167H103ZM122 166H121V167H122ZM145 166L149 167L148 164L145 165ZM221 166H223V167H222L223 170H221V171L224 172V174H223L222 176H220V174H222V172L219 174V172H220L219 170L221 169ZM229 166H230V164H229ZM229 166H227V169L229 168ZM253 166H254V165H253ZM262 166H264V165H261L260 168H261L262 170H264V167H262ZM9 167H10V166H9ZM125 167H126V166H125ZM147 167H145V168H147ZM161 167H162V168H161ZM241 167H242L243 169H241ZM254 167H255V166H254ZM258 167H259V166H258ZM2 168H3V169H2ZM11 168H12V167H10V173H12ZM30 168H31V167H30ZM45 168H47V167H45ZM49 168H50V167H49ZM49 168H47V169H49ZM56 168H57V167H56ZM56 168H55V167H54V168H50L49 171L46 170V169H43V167H42L43 171H41V170L39 171V168H38V169L35 168V170H34L33 168H31L30 170H31V171L33 170V171H35V172H32V173H31V171H30V173H31V176H32V178H33V176H34L33 174H35L36 172L39 171L40 174H43V175H44V179H45V181H46V179L48 180V181H46V183H47V182H50L49 185H51V183H54V185H55V184L57 183V181H58V180H57V176H59V178H60V172L56 171V170H59V169H56ZM105 168H106V169H105ZM113 168H114V169H113ZM123 168H124V166H123ZM143 168H142V170H144ZM149 168H150V167H149ZM206 168H209V170L212 172V175H213V173H215V176H218V175H219V176L217 177V179H219L218 181H217L216 177L214 178V175H213V178L211 177L212 179H215V180H213V181L216 182V184H214V182H212L214 185H211V184H210L211 187H210L209 185H206V184H205L206 186H205L204 184L201 185V183H204V182H200V183L198 182L199 179H200L198 176H203L202 173H204V172H202V171H205ZM7 169H8V167H7ZM7 169H6V170H7ZM26 169H28V167H27ZM26 169H25V171H27ZM36 169H37V171H36ZM78 169H79V168H77L76 170H78ZM127 169H128V167H127ZM127 169H126V170H127ZM147 169H148V168H147ZM166 169H168V168L166 167L165 170H166ZM182 169H183V170H182ZM216 169H217V170H216ZM252 169H253L254 171H253ZM4 170H3V171H4ZM6 170H5V171H6ZM28 170H29V169H28ZM50 170H51V171H50ZM52 170H53V171H52ZM101 170H99V171L97 170V171H98V172H97L98 174L96 173L97 176H98L97 178H99L100 176L102 177L101 179L99 178V179H100V182H98L97 184H100V185H101V183H102L103 187H105L104 185L107 184V181L105 180L106 177H104V176H107V175H106L107 173H105V175H104V174H103L104 171H101ZM122 170H123V171H122ZM129 170H128V171H129ZM134 170H136V171H134ZM145 170H146V169H145ZM159 170H158V171H159ZM165 170H164V171H165ZM191 170H192V171H191ZM206 170H208V169H206ZM250 170H252V172H250ZM3 171H2V173H3ZM54 171L57 172V173H55ZM59 171H60V170H59ZM79 171H80V170H79ZM95 171H96V170H95ZM100 171H101L102 173H100ZM117 171H118V172H117ZM121 171H122V173H121ZM158 171H156V173H157ZM180 171H181V172H180ZM193 171H194V172H193ZM246 171H247V172H246ZM255 171H257V173H256ZM259 171H260V170H259ZM8 172H9V170H8ZM75 172H76V173H75ZM75 172H73L74 174L68 176V178H69V179H67L68 181L64 180L66 183H68L67 185H66V183H64V187H67V188H66L67 191H70V190L76 191V189H75V188H76V185H74L76 182H74V180H75V181L77 180V182L80 183V181H81L80 178L82 179V177H80V176H81L80 172H79V173H78L77 171H75ZM107 172H109V171H107ZM166 172H167V171H166ZM182 172H183V173H182ZM184 172H185V173H184ZM205 172H206V171H205ZM2 173H1V175H2ZM5 173H6V172H4L3 174H5ZM10 173H7V174H10ZM28 173H29V171H27V173L25 172V174L30 175V173H29V174H28ZM47 173H48V174H47ZM58 173H59V175H57ZM99 173H100V174H99ZM159 173H160V172H159ZM164 173H165V172H163V174H164ZM180 173H181V174H180ZM197 173H198V174L200 173V174H202V175H198ZM209 173H210V172H209ZM242 173H243V174H242ZM262 173H264V172H262ZM38 174H39V173H38ZM40 174H39V177H36V178H40V177H41ZM96 174H95V175H96ZM120 174H122V176H124V178H123ZM163 174H162V175H163ZM166 174H167V173H166ZM186 174H187V175H186ZM195 174H196L197 176H194ZM204 174H205V173H204ZM236 174H237V176H236ZM238 174H240V176H239ZM45 175H46V178H45ZM52 175L55 176L56 179H55V177H53ZM103 175H104V176H103ZM137 175H135V176H137ZM184 175H185V176H184ZM224 175H225V176H224ZM261 175H262V176H261ZM2 176H3V175H2ZM2 176H1V177H2ZM31 176H30V177L27 176V177H29V178H26V180H27V179L30 180ZM35 176H38V175H35ZM82 176H83V175H82ZM131 176H130V177H131ZM135 176L132 177V178H135ZM171 176H172V177H171ZM238 176H239L240 179H242V182L240 181V179L237 178ZM242 176H243V177H242ZM256 176L259 177V178H258L259 180L256 179ZM7 177H8V176H7ZM42 177H43V176H42ZM42 177H41V178H42ZM71 177H72V178H71ZM103 177H104V178H103ZM137 177H138V176H137ZM137 177H136V178H137ZM164 177H165V176H164ZM191 177H192V178H191ZM195 177H197L198 179L195 178ZM219 177H220V178H219ZM245 177L248 178V179H250V180H246ZM3 178H6V177L3 176ZM3 178H2V179H3ZM32 178H31V179H32ZM59 178H58V179H59ZM70 178H71V180H72V182H73L72 184H71V180H70ZM176 178H177V179H176ZM181 178H182V179H181ZM194 178H195L196 180H194ZM224 178H225V179H224ZM236 178H237V179H236ZM243 178H244L246 181H245ZM52 179H53L56 183H55V182H52V181H53ZM73 179H74V180H73ZM102 179H103L104 181H106V184H105V182H104ZM117 179H116V180H117ZM234 179H235V180H234ZM29 180H27V181H29ZM34 180H35V178H34ZM49 180H50V181H49ZM56 180H57V181H56ZM78 180H80V181H78ZM107 180H108V179H107ZM156 180H158L159 182H158V181L156 182ZM173 180H174V181H173ZM178 180H179V181H178ZM210 180H211V179H210ZM220 180H221V181H220ZM236 180H237L238 182H237ZM251 180H252V181H251ZM253 180H254V181H253ZM64 181H63V182H64ZM98 181H99V180H98ZM123 181H126V182L128 183V180H122V181H121L122 184L124 183ZM185 181H186V180H185ZM196 181H197V182H196ZM200 181H201V180H200ZM58 182H59V181H58ZM103 182H104V183H103ZM121 182H120V183H121ZM148 182H147V184H148ZM248 182H250V183H248ZM251 182H254V183H252L253 185L256 184V183H258L260 186H258V184L255 185V186H253V185L251 184ZM1 183H2V182H1ZM183 183H186V182H183ZM190 183H191V182H190ZM190 183H189V184H190ZM192 183H191V184H192ZM196 183H197V184H196ZM210 183H211V182H210ZM221 183H222L223 185H222ZM47 184H48V183H47ZM76 184H78V183H76ZM97 184H96V185H97ZM199 184H200V185H199ZM52 185H53V184H52ZM59 185H60V184H59ZM65 185H66V186H65ZM79 185H80V184H79ZM96 185H95V187L93 186L94 189L97 187ZM109 185H110V184H109ZM231 185H232V188H231ZM241 185H242V184H241ZM241 185H240V186H241ZM243 185H242V186H243ZM246 185H248V186H246ZM251 185H252L253 187H255V188H253ZM98 186H99V185H98ZM106 186L109 187L108 184H107ZM137 186H138V185H137ZM137 186H135V187H137ZM146 186H147V185H146ZM148 186H149V184H148ZM168 186H169V187H168ZM204 186H205V187H204ZM207 186H209V188H208ZM213 186H214V188H213ZM223 186H224V187H223ZM257 186H258L259 188H258ZM0 187L2 188V186H0ZM56 187H57V184H56V186H55L54 188H52V187L50 186V188H51L52 191H53V190L56 191V189H57ZM59 187H61V185H60ZM101 187H102V186H101ZM101 187H100V186L98 187V190L100 189L99 191L96 189V190L98 191L97 193H99V194H102V192H104V189L107 188V187H105V188L102 189ZM139 187H140V185H139ZM139 187L136 188V189H138V191H137V190L135 191V192H138V195H136V196H141V195H140V191L143 192L142 190H140V189H142V188L139 189ZM162 187H163V188H162ZM183 187H184V186H183ZM193 187H194V186H193ZM219 187H220V188H219ZM226 187H228V188H226ZM245 187H243V189H245ZM256 187H257V188H256ZM1 188H0V189H1ZM77 188L79 189L80 186L77 185ZM122 188H123V187H122ZM168 188H169V189H168ZM194 188H195V187H194ZM198 188L200 189V191H198V190H199ZM211 188H212V189H211ZM215 188H216V190H215ZM217 188H218V190L220 189L219 192H220L221 194L217 191ZM221 188H223V189H221ZM234 188H235V187H234ZM239 188H242V187H239ZM59 189H60V188H59ZM59 189H58V190H59ZM74 189H75V190H74ZM78 189H77V194H79V193H78ZM80 189H81V192H82V188H80ZM88 189H89V188H88ZM109 189H110V188H109ZM144 189H143V190H144ZM161 189H162V190H161ZM225 189H226L227 191H226ZM236 189H237V187H236ZM250 189H252L253 191L250 190ZM255 189H256V191H255ZM58 190H57V191H58ZM90 190H91V189H90ZM96 190H95V191H96ZM105 190H107V189H105ZM181 190H180V191H181ZM208 190H209V191H208ZM245 190H246V189H245ZM257 190H259V193H258ZM55 191H53V193H54ZM57 191H56L55 193H57ZM84 191H86V189H85ZM120 191H121V193H122V191H123V193L125 194L124 190L121 189ZM125 191H126V189H125ZM153 191H154V192H153ZM162 191L165 192V193H163ZM213 191L217 192V193L219 194V196H218L217 193H215V192H213ZM222 191H225V192H223L224 194L222 193ZM260 191H261V192H260ZM71 192H72V191H71ZM81 192H80V193H81ZM107 192H108V194H107L106 191H105L106 194H102V196L104 195V197H106V198H103V200L105 199L104 201H107V205H109L110 201L112 202V200H113V197H110L109 195H110V194H111V196H113V195H112V193H111V190H107ZM128 192H129V190H128ZM212 192H213V193H212ZM256 192H257V193H256ZM49 193H50V192L48 191V194H49ZM51 193H52V192H51ZM53 193H52V194H49V195H50V197L52 196V198L56 200V199H57V198H56L57 196L55 195V193H54V194H53ZM83 193H84V192H83ZM83 193H82L81 196H83ZM85 193H86V192H85ZM87 193H88V192H87ZM93 193L96 194V192H94V191H93ZM171 193H172V194H171ZM178 193H179V192H178ZM203 193H202V194H203ZM255 193H256V195H255ZM48 194H47V196H49ZM58 194H59V192H58ZM58 194H57V195H58ZM89 194H92V191H90ZM99 194H96V195H99ZM126 194H127V192H126ZM135 194H136V193H135ZM141 194H142V193H141ZM156 194H157V195H156ZM162 194H163V195H162ZM200 194H201V193H200ZM210 194H211V195H210ZM225 194H227L226 196H227L228 198L225 196ZM79 195H80V194H79ZM119 195H120V194H119ZM158 195H159V196H158ZM222 195H223V196H222ZM228 195H230V196H228ZM235 195H236V193L234 194V196H235ZM250 195H251V196H250ZM55 196H56V197H55ZM92 196H93V195H92ZM99 196H100V199H99V200L103 202V200L101 199L102 196H101V195H99ZM99 196H98V197H99ZM107 196H108L109 198H111L112 200H110V201L108 202V199H109V198L107 199ZM162 196H163V197H162ZM164 196H165V197H164ZM168 196H169V197H168ZM213 196H211V197H213ZM231 196H232V197H231ZM54 197H55V198H54ZM205 197H206V195H205ZM208 197H206V198H208ZM223 197L225 198V200L227 199V201H225ZM114 198H116V197H114ZM195 198H196V197H195ZM202 198H204V197L202 196ZM202 198L200 197V199H199L198 196H197L196 200L193 199V201H192L193 204H194V201H195V204H194L195 206H194L193 208H196V209H197V206H198V205L200 206L205 200H207L206 198H204L205 200L202 199ZM231 198H232V199H231ZM244 198H245V197H244ZM59 199H60V197H59V195H58V200H59ZM106 199H107V200H106ZM116 199H117V198H116ZM118 199H119V198H118ZM118 199H117V200H118ZM135 199H138V200H139V198H137V197H136ZM142 199H143V197H141V201H142V202H138V200H137V202H138V203H141V205L138 204L137 202L135 203V200L132 201L133 204H131L130 202H128L127 204H126V202H124V204H122L123 201L121 202V201L119 200V201L121 202V204L123 205V208L121 207V211H120V213H119L118 209H120L119 207L122 206V205H120V206L118 207L117 210H116V208H114V210L117 211V212H115V211H113V209H111V211L114 212V213H112L113 215L111 214V212H109L110 214L107 213L109 216L112 215V219H110L111 217H109V220H110V222L113 220L114 223H113V222H112V223H109V225H106V226L103 225L104 227L107 228L108 226H111V225L113 224V228H112V226H111L112 229H111L110 227L107 228L108 230L111 229V231H108V230L105 229V231H107V232H106V233H107L106 238L108 237V235H109V237H111V235H112L113 237H115V240H116L115 242H113L114 240H113L112 242L109 241L110 243H109L108 245L113 244V243H114V244H116V243L121 244L120 242H121V241L124 242V240H125L124 238H123L124 240L121 239L122 237L125 236V235L123 236V234H128V233H129V234H131V233L133 234L135 228H137L138 225H139L142 229H143V228L145 229V228H146L145 226H147V225H143V223L145 224V223H147V221H149L150 219L152 220V218H150V219H146V221H145V219L143 220V218L146 217V216L148 215L147 212H149V211H148V208H150V206L148 205V204H149V201H147V200L145 201V200H144V201H145V202H144ZM157 199H158V200H157ZM176 199H178V198H176ZM213 199H214V200H212V202L215 204V203H216L215 200H216L217 198L214 197ZM229 199H231V201H230ZM245 199H246V198H245ZM251 199H248V201H250ZM258 199H257V201H258ZM55 200H54V202H55ZM114 200H115V199H114ZM154 200H155V202H154ZM178 200H179V199H178ZM197 200H198V202H197ZM202 200H203V201H202ZM209 200H210V198L208 199V202H209ZM228 200H229L230 202H229ZM262 200H260V201H261L260 204L262 203ZM100 201H99V202H100ZM161 201H160V202H161ZM210 201H211V200H210ZM214 201H215V202H214ZM243 201H244V200H243ZM246 201H247V200H246ZM255 201H256V199H255ZM255 201H254V199H252V201H251L250 203L253 202L254 205H251V204H250L251 206L249 205V202H246V203H247V204H246L245 202L243 203V202L241 201V202L244 204L243 207H245V208H249V206H250V208H251L250 210H251V211H249V209H248V210H247V209H244V208H242L241 206L238 207V208H240V209L242 208V210H244V211L242 212V210L239 209V210L241 211L240 214L242 215V218H241V219H243V215H247V214H248V217H247V218H248V220L250 221V222H249L248 220H246V219H247V218H246L245 221H246L247 223H246V222H243V223H246V224H248V225L250 224V226H246V224H244L245 226H243V225H242L243 223H240V221H239V224L237 223L238 228H237V226H235V228H237L238 230H237V231L235 230V231L237 232V234L235 233V234H236L235 237H234V235H233V237H234L233 239L235 240V242L238 241V244H239V245H241L240 243L242 242V240H243L242 244H244V237H245L247 234L249 235V232H251L252 230L257 229V228L260 227V226H259V223H260V224H264V223H262V222L260 221V219H257V218L255 217V214H254V215L252 214V215L255 217V220H254V218L250 217V216H251V213H255V212L257 211V208H258V211H259V212H258V211L256 212V215L258 216V218L261 217V216L264 217V214H262V213H264V206H262V204H261V205H258V204L256 205V204H255ZM58 202L60 203V200H59ZM143 202H144V203H143ZM163 202H164V201H163ZM167 202H164L163 204H165V203L167 204ZM177 202H178V201H177ZM196 202H197V203H196ZM56 203H57V200H56V202L53 203V204H54L55 208H58V206L56 207V205H55ZM59 203H58V204H59ZM145 203H147V206H145V205H146ZM152 203H150V204H152ZM171 203H172V202H171ZM171 203H170V204H171ZM175 203H176V201H175ZM178 203H179V202H178ZM189 203H190V202L188 201V204H189ZM256 203H257V202H256ZM58 204H57V205H58ZM100 204H101V203H99V206H100ZM103 204H104V203H103ZM103 204H102L101 206H103ZM111 204H112V203H111ZM125 204L127 205L126 208H125ZM143 204H145V205H143ZM160 204H161V203H160ZM163 204H162V206H163ZM176 204H177V203H176ZM188 204H187V205H188ZM193 204H189L187 208L191 209V207H192ZM206 204H208V203L204 202V204H202V205H203L202 207H204V205H206ZM209 204H210V203H209ZM237 204H238V203H237ZM245 204H246V206H245ZM104 205H105V204H104ZM142 205H143L144 207H142ZM154 205H156V204H152V207H153ZM157 205H158V202H157ZM157 205H156V206H157ZM187 205H186V206H187ZM232 205H234V206H232ZM240 205H241V204H240ZM248 205H249V206H248ZM255 205H256V206H255ZM59 206H60V205H59ZM109 206H110V205H109ZM156 206H154L153 208H151V210H150V209H149V210H150V211H153L152 214H153L155 217H156V216L158 217V215H159L158 212H160L161 210H163L162 208L165 207V206L161 207L160 205H158L157 207H161L160 209H159V208L156 209V208H155ZM186 206H185V207H186ZM199 206H198V209H199V208L202 209V208L199 207ZM210 206H211V205H210ZM212 206H213V204H212ZM214 206H215V205H214ZM253 206L255 207L256 211H255V209H254ZM145 207H148L147 210H146ZM185 207H184V208H185ZM252 207H253V208H252ZM124 208H125V209H124ZM129 208H131V209L128 210ZM144 208H145V209H144ZM165 208H166V207H165ZM165 208H164V209H165ZM187 208H185V209H187ZM229 208H230V209H229ZM259 208H260V209H259ZM189 209H187V210H189ZM252 209H253V210H252ZM165 210H166V209H165ZM230 210H233V212H231ZM126 211H129V213H127L128 216H130L128 220L124 219L125 216H123V215L126 214ZM189 211H190V210H189ZM189 211H188V212H189ZM193 211H194V210H193ZM216 211H215V212H216ZM240 211H239V212H240ZM246 211H247V212L249 211V212L246 213ZM253 211H255V212H253ZM260 211H261V213H260ZM144 212H145V213H144ZM164 212H165V211L163 210L162 213H164ZM188 212H187V213H188ZM222 212H223V211H222ZM118 213H119V214H118ZM123 213H125V214H123ZM150 213H151V212H149V215H150ZM155 213H156V215H155ZM160 213H161V212H160ZM162 213H161V214H162ZM231 213H232V214H231ZM243 213H244V214H243ZM249 213H250V214H249ZM107 214H106V215H107ZM130 214H131V215H130ZM210 214L212 215V213H210ZM216 214H218V213L216 212ZM240 214H239V215H240ZM114 215H115V216H114ZM140 215H142V216H140ZM149 215H148L147 217H150ZM213 215H215L214 212H213ZM213 215H212V216H213ZM228 215H229V216H228ZM241 215H240V216H241ZM0 216H1V215H0ZM122 216H123V217H122ZM126 216H127V215H126ZM154 216H153V217H154ZM204 216H205V215H204ZM227 216H228V217H227ZM120 217H121V218H120ZM155 217H154V218H155ZM183 217H184V216H181V217H180V218L182 219V222H183V223H182V222H179V220H176V221H178L179 223L176 222L174 219H173V220H174V223H175V224H179V225H180V223H181V224L184 226V227H183V228H184V233H185L186 235H187V233H188V235H187L188 238H187L186 236H184V235H185L184 233H182V234H184L183 237H185V240L187 241V239H188V240L191 239V234H193V232H195L194 230H195L196 228L193 229V226L196 225V221H195V223H194L193 220H191V219H193V218H191V217H190L191 219L188 220L189 216L186 217L187 219L184 217L185 219L183 220ZM200 217L202 218L203 216H200ZM200 217H199V218H200ZM206 217H207V218H206ZM206 217H204V218L208 219V216H207V215H206ZM244 217H246V216H244ZM154 218H153V219H154ZM176 218H178V217H176ZM180 218H178V219H180ZM224 218H225V219H224ZM226 218H228V219H226ZM250 218L253 219V220H251ZM122 219L124 220V222H123ZM140 219L143 220L142 224H141V223L138 224L139 222L142 221V220L140 221ZM181 219H180V220H181ZM206 219H205V220H206ZM129 220H130V221H129ZM185 220H186L187 222H186ZM190 220H191V222L194 223V225L190 222ZM199 220H200V219H199ZM199 220H198V221H199ZM201 220H202V219H201ZM201 220L198 222L199 224H200L201 222H203V221H201ZM203 220H204V219H203ZM205 220H204V222H205ZM208 220H210V219H208ZM208 220H207L206 222H208ZM227 220H228L229 222H228ZM256 220H257V222H256ZM126 221H127V223H125ZM128 221H129V222H128ZM144 221H145V222H144ZM222 221H223V222H222ZM241 221H242V220H241ZM258 221H259V222H258ZM1 222H2V219L0 218V235H1V236H0V237H1L0 240L2 241V239H4V237L7 235V233H6V230H5V228H4L5 225L2 224ZM137 222H138V223H137ZM171 222H172V221H171ZM184 222H185V223H184ZM204 222L202 223L203 225L206 224V222H205V223H204ZM209 222H210V221H209ZM255 222H256V224H255ZM122 223H123V224H122ZM172 223H173V222H172ZM174 223H173V226H174ZM251 223H253V224H252L253 227L251 226ZM114 224H115V226H114ZM136 224H137V225H136ZM202 224H201V226H202ZM240 224H241L242 226H240ZM142 225H143V227H142ZM185 225H186V226H185ZM192 225H193V226H192ZM226 225H227V226H226ZM256 225L259 226V227H257ZM99 226H101V224L98 225V227H99ZM117 226H118V227H117ZM169 226H170V224H169ZM213 226H214V227H213ZM239 226L242 227V228H240ZM254 226H256V227H254ZM104 227H101L100 229H103ZM171 227H172V224H171ZM181 227H182V226H181ZM181 227H180V229H179V226H177V227L175 226V227H173V228H176V229H178V230H181ZM185 227L187 228V230H189L188 232H186L187 230L185 229ZM223 227H225V228H223ZM227 227H228V228H227ZM244 227H245V229H244ZM249 227L251 228V230H250ZM262 227H264V226H261L260 228H262ZM129 228L131 229L130 232H128ZM133 228H134V229H133ZM138 228H139V227H138ZM147 228H148V227H147ZM183 228H182V229H183ZM201 228H202V227H201ZM231 228H232V227H231ZM235 228H234V229H235ZM239 228H240V231H241V233H240L241 235H240L239 232H238V231H239ZM248 228H249V229H248ZM253 228H254V229H253ZM113 229H114V230H113ZM132 229H133V232H132ZM144 229L141 230V229L139 228V230L136 229V230H138V231H137V232L135 231V232L138 233V234L140 233V230L143 231V232H144V231L146 232V230H144ZM167 229H170V230H171L172 228H167ZM210 229H212V230H210ZM223 229H224V230H223ZM243 229H244V231H246L247 234L243 231ZM190 230H191V231H190ZM207 230H208V231H207ZM248 230H250V231L247 232ZM258 230H259V232H258ZM258 230H257V231L255 230L256 232L254 231V232H253L254 234L251 232V235L253 234L254 236H255V235L257 236V238H255V239H256L255 241L259 240V241L256 242V243H259V246L257 245L259 248H258V247H257L258 249L255 248L254 251H255V253H257L256 256L258 255V258H264V242H261L262 240H264V234H262V233H264V228H262L261 231H260V229H258ZM121 231H122V232H121ZM162 231H163V235H164V230H162ZM166 231H168V230H166ZM201 231H202V229H201ZM211 231H212L213 233H212ZM221 231H222V233H221ZM225 231H226V230H225ZM109 232H110L111 234H108ZM127 232H128V233H127ZM135 232H134V233H135ZM143 232H142V233H143ZM145 232H144V233H145ZM180 232H181V231H180ZM190 232H191V233H190ZM260 232H261V233H260ZM5 233H6V234H5ZM112 233H113V234H112ZM136 233H135V235H136ZM142 233H140V234L142 235ZM144 233H143V234H144ZM166 233H167V232H166ZM166 233H165V234H166ZM168 233H169V232H168ZM168 233L166 234V235H167V236H166L167 239H166L165 236H163V238H164L163 240L165 241V239H166L167 243H166V241H165V243H163V244H164V245H163V244H161V242H160L159 246H158V245H156V246L154 245L155 247H154V246L152 247V245H150V244H154L156 240H154V242L152 243V242H151L152 239L150 238V240H148V241H149L148 243H146L147 241L144 243L145 239H144V241H143V238H142L141 236L138 235V236H139L138 238L135 236V237H136V238H135L136 240H137V239H140V237H141V240L143 241L142 245L144 246V245L146 244V247L144 246L145 248H143V246H139V245L141 244L142 241H141V242H140V241H136V242H138L136 245H137L138 247L141 248L140 251H139V248H138V251L140 252V253H138V256H139L140 258L142 257L143 259L141 260V259H139V257H138L137 259H134V260H135V261L137 260V262H143L144 264H152L153 262L155 263L157 260H158V261H157L155 264H157V263L160 264L161 262H162V264H164V263H166V262H167L166 264H168V262H170L171 259H170L169 261H166L165 258H166L168 255H170V254H172V255H173V253L175 254V252H176L175 250H176V249H174V248H177V247L179 246L178 243L176 244V241H177V240H175V241H173V242H172V241H169V242H168V238H169V240H171V239H170V235H169ZM204 233H203V234H204ZM211 233H212V234H211ZM242 233H243V235H244V233H245V235L243 236ZM255 233H257V234H255ZM119 234L122 235V236H119V238L121 237V238H120L121 241H119V238H118V235H119ZM129 234H128V238L130 239V237H131V240L135 241V239L132 238V237H134V235L131 236V235H132V234H131L130 237H129ZM195 234H196V233H194V235H195ZM214 234H215V235H214ZM220 234H222V235L220 236ZM238 234H239V235H238ZM258 234H259V235H262V236L258 237ZM114 235H115V236H114ZM158 235H159V234H158ZM161 235H162V233H161ZM189 235H190V238H189ZM194 235H192V238H193ZM217 235H218V236H217ZM253 235H252L251 237H254ZM116 236H117V238H116ZM142 236H143V235H142ZM168 236H169V237H168ZM195 236H196V235H195ZM201 236H202V235H201ZM216 236H217V239H216ZM223 236H224V235H223ZM237 236H242V237H237ZM256 236H255V237H256ZM113 237H112V238H113ZM155 237H156V236H155ZM155 237H154V238H155ZM157 237H159V236H157ZM161 237H162V236H160L159 238H161ZM220 237H222L223 239L220 238ZM230 237H231V236H230ZM112 238H110V239L112 240ZM126 238H127V237H126ZM128 238H127V239H128ZM201 238H203V236H202ZM231 238H232V237H231ZM231 238H230V240H231ZM236 238H237L238 240H237ZM113 239H114V238H113ZM117 239H118V240H117ZM127 239H126V240H127ZM129 239L127 240L128 242H127L126 240H125V241L127 242L126 245H128V243H129V244L131 243V246L133 245V246H132V247H133L132 249L129 248V251L132 250V252H130V253H134L133 250L135 251V253L138 252V251L136 250L137 248H136V246H135V242H133V241L129 242ZM155 239H156V238H155ZM203 239H204V238H203ZM233 239H232V240H233ZM241 239H242V240H241ZM107 240H108V239H107ZM146 240H147V239H146ZM161 240H162V238H161ZM172 240H174V239H172ZM240 240H241V241H240ZM260 240H261V241H260ZM159 241H160V240H158V238H157V243H158ZM190 241H191V244H192L193 242H196V241H194V240H192V239H191ZM190 241H189V242H190ZM192 241H193V242H192ZM201 241H202V239H200V242H201ZM212 241H213V242H212ZM126 242H124V244H123V243L121 244L122 247H120V245L117 244L118 247H119V249L121 248L120 250L125 249V247H126L125 243H126ZM150 242H151V243H150ZM162 242H163V241H162ZM174 242H175V243H174ZM177 242H178V241H177ZM189 242L187 243V245L189 244ZM202 242H203V241H202ZM217 242H218V243H217ZM221 242H222V243H221ZM239 242H240V243H239ZM106 243H108V241H107ZM133 243H134V244H133ZM149 243H150V244H149ZM220 243H221V245H220ZM233 243H234V241H233ZM260 243H261V246H260ZM114 244H113V245H114ZM138 244H139V245H138ZM147 244L150 246L149 249H150V248H151V249H150V250H149V249L146 250V252H147V251H148V252L145 253V250H143V249H147V248H148V247H147ZM168 244H169V245H168ZM217 244H218L219 246H218ZM235 244H236V243H235ZM113 245H112V246H113ZM196 245H197V246H196ZM204 245H205V246H204ZM224 245H225V244H224ZM104 246H105V245H104ZM112 246L110 245L109 248H112V249L114 248V249H116V248H115L116 246H115V247H114V246L112 247ZM129 246H130V245H129ZM129 246H127V248H128ZM131 246H130V247H131ZM163 246H164V247H163ZM168 246H171L174 250H173L172 252H171L172 249L168 251V249H170V247L168 248ZM176 246H177V247H176ZM190 246H191V245H190ZM195 246H196V248H195ZM202 246H204V247H202ZM118 247H117V248H118ZM123 247H124V248H123ZM158 247H160V248H158ZM200 247H201V248H200ZM218 247H219V249H220V248H221V249H220V250H217ZM103 248H104V247H103ZM107 248H108V247H107ZM134 248H136V249H134ZM154 248H156V249H154ZM167 248H168V249H167ZM185 248H187V246H186ZM185 248H184V250H185ZM188 248H187V250H188ZM192 248H193V249H192ZM194 248H195V249H194ZM214 248H215V249H214ZM216 248H217V249H216ZM104 249H105V248H104ZM104 249H103V250H104ZM166 249H167V250H166ZM178 249H179V248H178ZM180 249H181V248H180ZM2 250H3V248H2V246L0 245V251H1L0 256H3V255H2V254H3ZM109 250H111V249H109ZM109 250L107 249V254H106V256H108V251H109ZM156 250H158V251H156ZM216 250H217V251H216ZM245 250H246V249H245ZM250 250H251V249H250ZM250 250H249V251H246L247 254L244 252V253H245V254H244L245 256L243 257V259H244V260H245V259L247 260V261H246V260H245V261L243 260V261L245 262V264H252V261L250 262L251 259H250V258H249V260L247 259L248 257L251 256L250 253H251L252 251H250ZM125 251H126V249H125ZM125 251H124V253H126V254H125V256H126L127 253H129V252H125ZM127 251H128V249H127ZM143 251H144V252H143ZM155 251H156V252H155ZM162 251H163V252H162ZM196 251H197V253H196ZM215 251H216V252H215ZM105 252H106V250H105ZM109 252H110V251H109ZM111 252H112V251H111ZM122 252H123V251H120V254H122ZM141 252H143V253H145V254L143 255V254H141ZM168 252H171V253H168ZM184 252L186 253V250H185ZM194 252H195V254H194ZM203 252H204V253H203ZM224 252H223V255H224ZM101 253H102V251H101ZM124 253H123V254H124ZM161 253H162V254H161ZM187 253H186V254H187ZM210 253H211V254H210ZM220 253L215 254V256H217V255L220 254ZM109 254H111V253H109ZM123 254H122V255H123ZM139 254H141V256H140ZM157 254H159V255H157ZM186 254H184V255H186ZM230 254H231V253L229 252V255H230ZM248 254H249V256L247 257ZM122 255H119L118 257H120V256L122 257ZM130 255H131V254H130ZM133 255H134V254L131 255V258H132ZM151 255H152V256H151ZM153 255H154V256H153ZM192 255H193L194 257H193ZM221 255H222V254H221ZM113 256H114V255H112V256L109 255L108 257L113 258ZM125 256H123V257L119 260V262H121V261L123 260V261L121 262V263H123V262L126 261V260H131V258L128 259V258H129L128 255L126 256V257H128V258H127L126 260H124V259L126 258ZM136 256H137V254H136ZM173 256H174V255H173ZM191 256H192V257H191ZM231 256H232V258H231L230 256H229V257H230V259H232V260H228L229 258H225V260L227 259L228 261H225V262L223 261V264H225V263H226V264H227V263L229 264L230 261H231L230 264H231V263L233 264V260H235V262H236V258H235L236 255L234 256L235 259L233 258V255H232V254H231ZM108 257H105L106 260L108 259ZM118 257H117V258L115 257L116 259L114 258L116 261H114V260L112 261V260H111V262H113L112 264H116V263L118 264V262H117V259H119ZM134 257H135V255L133 256V258H134ZM151 257H152V258H151ZM155 257H156V258H155ZM162 257L164 258V261H165V262L163 261V258H162ZM168 257H171V256H168ZM168 257H167V258H168ZM196 257H197V258H196ZM198 257H199V258H198ZM207 257H208V258H207ZM218 257H219V256H218ZM226 257H227V256H226ZM245 257H246V258H245ZM133 258H132V260H133ZM157 258H159V259H157ZM171 258H173V257H171ZM185 258H186V257H185ZM193 258H194V259H193ZM213 258H214V257H213ZM0 259H1V257H0ZM4 259H5V258L2 257L1 261L5 262ZM160 259H161V260H160ZM195 259H196V260H195ZM206 259H207V260H206ZM5 260H6V259H5ZM134 260H133V261H134ZM139 260H140V261H139ZM153 260H156V261H153ZM197 260H198V261H197ZM209 260H208V261H209ZM260 260H261V259H260ZM1 261H0V262H1ZM160 261H161V262H160ZM194 261H196V262H194ZM261 261H264V260H261ZM108 262H110L109 259H108V261H107V264H108ZM111 262H110V263H111ZM115 262H116V263H115ZM150 262H151V263H150ZM235 262H234V263H235ZM124 263H125V262H124ZM124 263H123V264H124ZM143 263H142V264H143ZM210 263H211V262H210ZM1 264H3V263L1 262ZM4 264H5V263H4ZM104 264H105V263H104ZM119 264H120V263H119ZM127 264H128V263H127ZM139 264H140V263H139ZM172 264H174V262H173ZM175 264H176V263H175ZM206 264H209V262H207Z\"/></svg>",
  "mask_w": 264,
  "mask_h": 264
}]
</instances>
